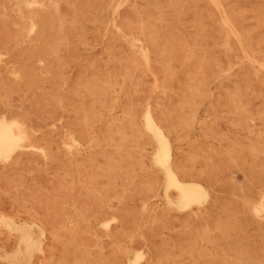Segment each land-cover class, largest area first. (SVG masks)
<instances>
[{"label": "rangeland", "instance_id": "1", "mask_svg": "<svg viewBox=\"0 0 264 264\" xmlns=\"http://www.w3.org/2000/svg\"><path fill=\"white\" fill-rule=\"evenodd\" d=\"M24 1L25 0H5V1L0 0V12H1L0 13V25H1L0 30H2V32L0 31V37L2 38L0 40L1 41L3 40L2 43H0V49H1L0 50V71H3V72H0V77H1L0 81L5 84L4 85L5 87L3 86V88L0 90V101H2L4 104V105H2L1 104L2 102H0V107L2 106V108H4V109L0 110L1 111L0 116L5 115L7 117H11V116H14L13 114L19 115L23 112L20 116L25 117L26 122H27V126L29 127V129L32 133L35 145H29V146L22 148L21 151H19V153H18L21 155V159L19 157L20 155L14 154L9 160L0 161V177L4 176L3 177L4 180H2V178H0V185H1L0 186V197L3 199V200L1 199L2 201L0 200V264H33V263H35V264H69L70 263V264H72L73 262H74L73 264H84V263L85 264H94V263L95 264H103L105 259H107L108 262H110V260L113 261L110 264L117 263L116 261H119L117 264H130L129 261L133 260L137 254L142 255V257L139 259L140 264H154L153 262L149 261V257H150L151 252L161 253L162 255H165V257L158 264H172V263L173 264H179V263L183 264L185 262L190 261V258L188 256L189 249H190L189 245H192V246L195 245L197 248L207 249V248L211 247V244H212L211 242H217V243H219L220 246H222L228 240H226L227 238L224 239V237L221 234L226 230L228 231V234L230 233L229 232L230 230L232 231L231 233L238 232L239 230H238V228H236L237 227L236 225H238L239 219H240L239 222H242L243 224L245 222V224L243 226L244 228L246 227L244 229V232L249 234L251 238L253 236V238H252L253 242L255 244H258L259 238L257 236H260V232H259L260 229L258 226L257 219H255L253 217L250 218V216H252V215L249 214V215H246L247 217L246 216L244 217L247 220L248 219L249 220L248 221H246V219L243 220V217L241 216L242 213L240 212L241 211L240 208H241V200H242L241 198H242L243 194H249V196H251L253 200L255 199L257 201L258 196L255 194H258V192H259L258 189L260 188L259 185L261 184L260 183L261 181L257 182L256 179L259 180V178L260 179L262 178L261 177L262 176L261 171L264 170V169L262 170L261 167H259V164L262 161L261 158L263 157V155L260 154V157L257 156L259 148L260 147L264 148V136L261 137V133H264V74L261 75L259 78H257V77L252 75L249 66H242L241 67V66L235 64L231 70L232 75L229 78L230 80L229 79L225 80L224 83H220L218 80H215V79L211 80L210 85H209L210 89L208 92V103H210V104L207 103V104L202 105L201 107L197 108L198 110L197 109L195 110L196 115H197V120L195 122H192L189 124L184 123L182 125L183 127H185V130H189V131H187L186 133H183L184 134L183 137H181L177 142H173V150H172L173 154H172V156L173 157L177 156L178 152H184L185 154H188V155L189 154L194 155L193 164H194L195 168L197 169V167H198V169H202L204 172L202 175V178L200 177V178H198V180L201 179L200 183L205 188L207 194L199 202L192 204L190 207L179 208L176 206V202L179 198V195H178L179 191L174 187L169 188L168 199L171 200V202H168V199H167L166 193H165V186H166V182H167L166 181L167 180L166 175L161 170H155V167H153V165H152L151 157H152L154 150L156 148V143H155L153 136L146 129L145 122L143 119V115L145 113V110L148 107H150L152 109L154 116L160 114L161 110H165L171 114H175V113L179 112L180 111L179 110L180 109L179 108V101L181 100L182 95L186 91L185 88L189 85V82H188L189 81V75L194 73L196 64H191V65H188L187 67H178L176 80H174L172 82L171 89H169V90H162V89L155 87V85H154L155 84V75L151 74L150 72L146 73L143 70L141 71V69H142L141 66L136 67L135 70L133 68L134 73L132 71V74L128 77H124L122 75H119L118 72L120 70H122L121 66L123 64L129 63L128 58L133 51H135L136 55L138 57H140L139 47L136 48V46H135V49H133L129 42H128L129 43L128 44L127 42H124V41L117 42L116 44H112V43L109 44V43H107L106 37L99 39V37L96 35L94 29H91V28H87L85 30L84 34H80V33L77 34V32L75 30H73V29L71 30L70 22H69L71 20V16H72L71 14L73 12L72 10H73L74 6L68 5L65 2V0H63V1H61V0H58V1L57 0H42V1L37 0V3H35L33 5L35 8L38 9L41 6H43V7L44 6L54 7L55 3H56L58 5L59 9L61 10L60 12H61V15L63 18L61 26L64 29L63 30L56 29V31L53 32L51 28H46L43 32H44L45 36L55 35V33H56V37H57V35L59 36V34H62V32H64L66 34L69 44L67 43V45L62 46L60 49V53L62 54L63 59L51 58L52 60H50L48 58H45V56L41 53L36 54L35 56H32V57H29L27 54V52L29 50L28 48L31 49L33 47H37L42 41L40 39L35 38V36H37V34H38V33L36 34L37 30L36 29L31 30V28H30V24H29L30 23V13L26 10L27 8L24 5ZM79 1L81 3L87 2L86 0H83V1L79 0ZM130 1L136 2V1H140V0H130ZM193 1H194V3H193ZM229 1L237 7L236 10H237V13H239V18L241 20V23L247 29L249 28V30L252 31L254 39L259 43H264L262 41V33L263 32H262L261 26L259 25L258 17L256 16V10L263 6L264 0H229ZM50 2H55V3L51 4ZM252 3L253 4L255 3L254 4L255 8L253 7ZM4 4H5V6H4ZM46 4H48V5H46ZM191 5H192V7H191ZM196 7H197V9H196ZM204 9L205 8L202 5V0H190V10L187 12V14L185 16L184 24H183L185 28L182 29L179 26H175L174 28H172L173 36H177L176 38L173 37L174 38L173 44L176 47H180V43H179L180 40L179 39L181 38V36H183L185 34L186 36L189 37V36L195 34L194 31L198 32L199 27H197L195 20L197 18H201L205 22V23H203L204 28H202V33H203V31H206L208 34L205 32L203 33V34H205L204 35L205 38H203L202 46H203V44H205V45L203 47L200 46V48L203 51H206L208 56L211 57L210 60H209V57L207 59L208 63H206V64H207L208 70L207 71L205 70L207 73H211L212 69H214L216 67H220V68L226 67L228 64L229 58H231L233 61H237L238 59L243 58V55H242L241 50L237 47L236 44L232 46V50L229 53H226L221 47L215 45L214 41H215V39L219 38L220 33L217 29V24L215 22H213V20L211 19L212 18L211 15L219 16V14L215 13V12L213 14H211V12L207 11L206 9L204 10ZM254 10H255V12H254ZM62 13H64L65 16H63L64 14H62ZM195 15H196V17H195ZM10 16H11V18H10ZM110 16H111V13H109V17ZM126 17L129 19H127ZM251 17H253V18H251ZM134 18H135V15L131 11H129L128 9H125V8L121 9V11L119 13L120 24H121V26L123 25L122 29L124 28L123 30L128 35V38H132V39H134L133 36L136 33H134L133 30L131 32L129 21L133 20ZM108 19H111V18H108ZM124 23H125V25H124ZM127 23L129 24V26L127 25ZM5 26H7V27H5ZM24 26H26V27H24ZM194 26H195V28H194ZM178 28H179V30H178ZM17 32L20 33V35H18ZM191 32H193V33H191ZM1 33H3V34H1ZM188 33H189V35H188ZM24 34H25V36H24ZM206 34L209 35L210 37L206 36ZM21 35H23V36H21ZM12 36H14V37H12ZM210 38H213V39H210ZM177 39L179 40L178 42H176ZM204 39L207 40L208 43L206 41H204ZM15 41L17 42L16 44H15ZM82 41H83V43H82ZM51 42H52V37H51ZM5 45H6V47H4ZM52 46L56 47V43L53 44V42H52ZM10 47H11V50L9 49ZM12 47H14V48H12ZM107 47H109L110 49L115 48L113 53H116L118 59L119 58L121 59V60L117 59L119 62H117V60L115 59V56H113L109 53V51L107 50ZM25 48H26V50H25ZM66 49H67V51H66ZM18 51H21V53ZM16 52H18L19 56L17 55ZM71 53H73V54H71ZM13 54L15 56H11ZM118 54H120V55H118ZM16 56H18V57H16ZM4 59H5V61H4ZM97 60H99V61H97ZM52 61L54 63H52ZM211 61H214L215 63L211 62ZM226 61H227V63H225ZM89 62H91V63H89ZM48 63H49V65H48ZM121 63H122V65H120ZM3 64H4V66H3ZM20 64L25 65V66L30 65V67H32L35 71L33 73L34 76L31 74H26L25 69H22L24 66H22V68H21ZM216 64H218V65H216ZM95 65H96V67H95ZM48 66H51V68L55 72L49 71L47 69ZM189 66H190V68H189ZM84 67H85V69H84ZM4 69H5V72H4ZM155 71H156L155 74H156L157 78L159 79V81L163 82V73L161 71H159L158 69L157 70L155 69ZM138 73L140 75H142V73H144V74L141 77ZM107 74H113V76L116 79V82L117 81L118 82L115 83L116 85H114L111 95L107 96L106 98H102L100 100H97V98H96L97 95L95 96L94 94H92L89 91L88 87L86 86V82L88 80L90 81V80L97 79V78H99V80H103L107 76ZM138 75H139V77H138ZM39 76H40V78H39ZM52 76H54V78ZM2 77H3V79H2ZM31 77H33V78H31ZM161 77H162V79H161ZM11 78L14 80L13 82H12ZM78 78H80V79H78ZM142 78L144 80H142ZM33 79H34V82H33ZM36 80H37V82H36ZM150 80H152V81H150ZM234 81L236 83H234ZM8 82H9V84L10 83H13V84L16 83V84L15 85H13V84L9 85ZM25 82L26 83L28 82L27 83L28 85L25 84ZM29 82H31V83H29ZM38 82L40 84H37ZM31 84L36 86V88ZM38 85L41 88H38L39 87ZM237 85H242L243 87L247 86V90L244 92V96L246 97V100H248L250 104L248 106H244L243 108L241 107V108L234 109L228 104V102H229V98H230V95H231L232 90H233L232 88L236 87ZM27 86H29L28 90H30V91L27 90ZM221 86H223V87H221ZM228 86H229V88H228ZM7 87H9V88H7ZM180 87H184V88L180 89ZM15 88L17 90L16 91L17 95L15 92ZM37 88H38V90H36ZM221 88H222V90H221ZM6 90L9 92H7ZM4 91H6V92H4ZM82 91H84V93ZM13 92L15 94H13ZM18 92H20V93L18 94ZM54 92H55V94H54ZM40 93H42V94H40ZM51 94H52V96H51ZM79 94H81V95L79 96ZM9 95H10V97H9ZM23 95H24V98H22ZM53 95H54V97H53ZM16 96H18V97H16ZM63 96H64V98H63ZM111 96L117 97L116 104L113 107H110L108 109L107 108L103 109V107L101 105L104 102H105L104 104H107L109 102V99L111 98ZM6 97H8V100ZM5 98L8 102L5 100ZM25 98L27 99V102H25L26 101ZM30 99H33V100H30ZM75 100H76V102H75ZM140 100H141V102H140ZM34 101H35V103H34ZM57 101H58V105H57ZM63 101L64 102H67V101L70 102L71 101V102L70 103L67 102L66 106H65V104L63 106V103H64ZM77 101H78V103H77ZM86 101H89V102H86ZM54 102L56 103V105H54L55 104ZM83 102H85L86 106L87 105L95 106V108L98 111L102 112V118L99 121L98 127L96 128L97 130L101 131V139L99 140V142L92 143L91 140L87 136L80 133L82 124H80L81 119L79 118V116L81 115V113L80 112L77 113L73 109L72 105L73 104L83 105L84 104ZM156 102H158V103H156ZM159 102L162 105H160ZM41 103L43 105H45V108L42 105H40ZM9 104H11L12 107H11V105L8 106ZM24 104H26V105H24ZM163 104H165L166 106ZM258 104L261 107L260 106L258 107ZM22 105L24 107H22ZM53 105L56 106L57 109H55V107H52ZM14 106H15V108H14ZM21 107H22V109H20L21 110L20 111L19 108H21ZM25 107H27V108H25ZM32 108H34V110ZM43 108L45 110L47 109V111L42 110ZM130 108H131V110H129ZM5 109H6V111H4ZM9 109H10V111H9ZM11 109H12V111H11ZM50 109L52 111H49V113H48V110H50ZM23 110L26 113H24ZM53 110H55V111H53ZM72 110H73V112H72ZM170 110H172V112ZM216 110H217V112H216ZM239 110H240L239 113H241V114L238 113ZM243 110H244V112H243ZM28 111H30V112H28ZM40 111H41V113H40ZM42 112H43V114H42ZM51 112H54V113H51ZM129 112L135 113V115L139 112L138 115H136L137 119H136L135 125H131L129 123L126 124V115ZM183 112H184L185 116H188L190 113L189 109H187V108H183ZM249 112L251 113V115L249 114ZM44 113L47 114L46 117H45ZM244 113L247 117L245 116L246 117L245 120L242 121L240 119V115H243ZM30 114H32V115H30ZM49 114H50V116H49ZM210 114H212L214 116L211 117ZM227 114H228V117L226 116ZM38 115H40L42 118ZM73 115H74V117L76 115V118H77L76 120H78V122H76V124L74 121L75 118H73V119L71 118V117H73ZM36 116L39 118H37ZM58 117H59L60 121L58 120ZM65 117H66V120H65ZM224 117H226V119ZM43 118H44V120H43ZM53 118H57V119H53ZM68 118L72 119L74 121L73 124H71L72 121L69 120ZM156 118H158V117L156 116ZM30 119L32 120L33 124H32ZM45 120H46V122H45ZM137 120H139V121H137ZM49 121H51V122H49ZM65 121L66 122L70 121L71 123L70 122H68V123H70V125H72L71 127H73V128H70V126H68L69 124L66 123ZM204 121H205V124H204ZM235 121L238 123H236ZM35 122H37L38 124ZM39 122H40V124H39ZM77 123H79L80 125ZM46 124H47V126H46ZM56 124H58V125H56ZM214 124L219 125L220 127L219 126L218 127L220 129L217 127V125H214ZM34 125H36V126H34ZM59 125H60V127H59ZM188 125H190V127ZM39 126H41V127H39ZM42 126H44V127H42ZM59 128H60V130H59ZM113 128L114 129L123 128V130L125 132H127L128 134L131 133L133 130L138 129L142 133V136L137 141H133V140L123 141L116 134L114 140L109 141L108 139H106L103 136L107 133V131L109 129H113ZM213 128H215V129H213ZM252 128H254V129H252ZM216 130H218V131H216ZM215 131H216V134H215ZM51 132H53V133H51ZM217 132H220V134ZM49 133L52 135H49ZM203 133H205V134H203ZM211 133H212V135H210ZM63 134H64V136H63ZM79 135L80 136L83 135L82 137L85 136L86 142H87V139L89 140L88 143H85L84 142L85 140L81 139L82 137H78ZM225 135L227 137H225ZM220 136H223V137H220ZM42 137H44L46 139L44 140V138H42ZM71 137L74 140H71L70 139ZM59 138L61 141L58 140ZM145 138H146V140H144ZM220 138H221V141L225 140V138H227V141L225 140L222 143H220L221 142V141H219ZM48 139H52L51 141L54 140L55 143L52 142L50 144L51 141ZM202 142L204 145L202 144ZM96 144L98 146H96ZM196 144H199L200 146L199 145L197 146ZM152 145H154V146L152 147ZM138 146H140L142 148L141 150L144 153L143 156L141 157V160H142L143 166H144V170H137V169L135 170L133 168V166L131 165V163L137 159L127 157V156L119 153V150L118 151L116 150V148L126 149V150L129 149L128 151L134 152V149H136ZM203 146L204 147L206 146L207 148L206 147L202 148ZM215 148H216V150H215ZM221 148H223L224 150ZM43 149L45 150L44 153L41 152V150H43ZM57 149H59V150H57ZM61 149L65 152L63 153V151ZM202 149L203 150L206 149L208 152L206 150H205L206 151L205 152ZM30 151H32V152H30ZM229 151H230V153H229ZM236 151H239L241 154L239 152H236ZM249 151H250V153H249ZM217 152H220V153H217ZM61 153L64 156H62ZM238 153H239V158L237 156ZM208 154H209V157H208ZM253 154L255 155V158H253L254 157ZM23 155H26V156L24 157ZM39 155H41L40 157L42 159H40ZM60 155H61V159H60ZM213 155H215V158H213ZM219 155H222V157H224V159L222 158L223 160H219V162L221 161V163H222V161H223V163L221 164V163L217 162V164H215L216 161H218V158L219 157L221 158V156H219ZM224 155L225 156L227 155L228 157H230V159L228 157H225ZM231 155H232V157H231ZM235 155L237 156V159H236V157H234ZM17 156H18V159L15 161V158ZM37 156H38V158H37ZM56 157L57 158L59 157V158L57 159ZM240 157H241V159H240ZM13 158H14V160H13ZM34 158H35V160H34ZM117 158H119L120 160ZM216 158H217V160H216ZM233 158H235V159H233ZM242 158H243V160H242ZM79 159H83L84 164L85 163L86 164L84 165L82 163L83 161H81ZM41 160H42V162H41ZM61 160L63 161V163L59 162ZM99 160L102 164L99 163ZM108 160L116 162L118 167L115 169H110L108 167V163H109ZM224 160H225V162H224ZM235 160H237V161H235ZM240 160H241V163L243 165L239 164L238 161H240ZM56 161L61 163L62 166L59 165V163H56ZM209 161H210V163H209ZM226 161L228 162V164L226 163ZM244 161H245V164H244ZM251 161L253 163H251ZM255 161H257V162H255ZM13 162H15V163H13ZM21 162H23V165ZM20 163H21V165H20ZM24 163L26 164V166ZM230 163H235V164H230ZM33 164H34V166H32ZM63 164H65V165H63ZM126 164L128 166H126ZM206 164H208V165H206ZM219 164L221 165V167L218 166ZM226 164H227V166L225 167ZM122 165L124 167H122ZM59 166L60 167L67 166V167L59 168ZM214 166H215V168H214ZM240 166L241 167L243 166L242 168H243V170L245 169L246 172L243 171L240 168ZM12 167H14V168H12ZM31 167H34V169H32ZM227 167H228V169H229V167H231L229 169L230 171L227 169ZM252 167L255 169V172L253 171L254 169ZM18 168L20 171L17 170ZM26 168H28V169H26ZM52 168H54V169H52ZM216 168H217V170H215ZM218 168L219 169H221V168L225 169V171L222 169L219 170ZM236 168H237V171H236ZM249 168L252 169V171ZM12 169H15V170L13 171ZM24 169L26 172H24ZM51 169H52V171H51ZM57 169L58 170L60 169V170L56 171ZM61 169H62V171H61ZM63 169L64 170L66 169L67 172L64 171ZM106 169L109 171H107ZM213 169L217 173L219 171H221V172L223 171L224 173H221V174H223V175L220 174L221 176L218 174L216 175V172H213ZM239 169H241L240 170L241 172L239 171ZM248 169H249V172L250 171L252 172L250 176H248L249 175ZM27 170H28V172H27ZM96 170H97V173H96ZM153 170L155 171L156 175H159V176H157L158 185L161 183L159 186H157L158 189H156V190H152L148 187L149 182H147V179H146V177H147L146 175L148 174V172H151ZM205 170H206V172H205ZM116 171H118V172H116ZM258 171L261 173H259ZM20 172L23 173L24 175H22ZM123 172H124V174H123ZM230 172H232V173H230ZM244 172L246 173L247 176L245 175ZM257 172H258V174H256ZM14 173L16 174L15 176L13 175ZM37 173H38L39 178L38 177H36V178L38 180H40V182H39L40 185L35 180V177H34L35 175H37ZM53 173H55L56 175ZM233 173H234V177H233ZM41 174H42V176H41ZM89 174H91V175H89ZM204 174L206 176L210 175V178L209 177L207 178ZM211 174H214L212 176H215L216 178L211 177ZM227 174H229L230 177ZM252 174H254V175L260 174V176L257 177V176L253 175L254 176L253 177ZM17 175H19V176H17ZM81 175L84 177H85V175L87 176V177H85V180H84V178L82 179ZM105 176L106 177L110 176V178H111V179L108 178L107 186H106L107 178ZM117 176H119V177H117ZM217 176L219 177L218 178L219 180L217 179ZM225 176L229 177V179L230 178H232V179L229 180ZM14 177L15 178L19 177V181H17V183H16V180H18V178H16V180H14ZM56 177H60L59 180H62V179L63 180L59 181ZM116 177H117V179L113 180V178H116ZM248 177H250V178L253 177V178L250 179ZM7 178H9V179H7ZM21 178H23L22 182L20 181V180H22ZM46 178L48 181L46 180ZM65 178H67V180L69 179L70 184L68 183V181ZM220 178L221 179L225 178V179L221 180ZM98 179H100V180L97 181V184H96V180H98ZM203 179H206V181L204 182ZM211 179H213V180H211ZM87 180L88 181L92 180L94 183L88 182ZM110 180H112L113 183ZM214 180H216L217 182L216 181L214 182ZM232 180H234L233 183L235 185L237 183L236 186L233 185V187H232V185H231ZM9 181H11V182H9ZM24 181H25V183H23ZM55 181H56V183H55ZM58 181H59V183H58ZM103 181H104L106 187L104 186ZM123 181H124V183L122 184L121 182H123ZM208 181L209 182L213 181V183L214 184L217 183V185L216 184L214 185L212 182L209 183ZM222 181H224V182L222 183ZM229 181L231 184L229 183ZM250 181H253V183ZM19 182H21L23 184H21V183L19 184ZM28 182H30V183H28ZM46 182H48V183H46ZM85 182H86V184L84 185ZM109 182H111L112 185ZM10 183H11V185L8 186L7 184H10ZM45 183H46V186H45ZM54 183L57 184L59 187L57 185H55ZM87 183H88L89 190L86 187ZM89 183L94 184V185H91ZM254 183H256V184H254ZM16 184H17V186H16ZM64 184H66L65 187H63ZM67 184L69 185V187L70 186L72 187L71 190L68 189L69 187ZM228 184H229V186H228ZM18 185H19V187H18ZM38 185L40 186V188ZM243 185H249L248 187H252L253 189L252 188L247 189L248 187L245 186L246 187L245 188ZM6 186L9 187V188L7 187L8 188L7 191L9 189H12L15 194L14 193L12 194V192H10V190H9V192H6V188H5ZM12 186L13 187L15 186V187L12 188ZM43 186H45V187H43ZM89 186H91V187L93 186L94 189L93 188L91 189V187H89ZM223 186H225V187H223ZM258 186H259V188H258ZM1 187H4V189ZM31 187H32V189H30ZM97 187L99 188V190L101 189V192L100 191L98 192ZM237 187L240 188V191ZM64 188L66 191L62 190ZM233 188L236 191L233 190ZM33 189H36L38 191V193L36 192V190L33 191ZM38 189H41V190H38ZM90 189H91V191H90ZM224 189L225 190L228 189V190L225 191ZM22 190H25V192H27V193H25L24 191H23L24 192L23 193ZM68 190H70L72 193L70 191L68 192ZM79 190H80L81 194L78 195ZM121 190H122V192H121ZM84 191H86V192H84ZM105 191H107L106 193H111V194H106ZM115 191H117V192L114 193ZM251 191L252 192L255 191V192H253L254 194H252ZM45 192H47V193H45ZM50 192L52 194H54V195H52L53 197L50 196V194H51ZM64 192L65 193L67 192V195L62 194L64 196L60 195L61 196L60 197L59 194L64 193ZM73 192H75L77 194H75ZM230 192L234 193V194L236 193V195H234V194L230 195ZM243 192H245V193H243ZM19 193H20V195H19ZM28 193H29V195H27ZM34 193H35V195H34ZM89 193H91L92 195ZM241 193H243V194H241ZM36 194H39V195L36 196ZM69 194H70V196L68 197ZM112 194H114L113 196H115L116 194H118V195L113 197ZM131 194H132V196H131ZM133 194H134V196H133ZM23 195H25V196H23ZM32 195H33L34 199H32ZM41 195H44V196H41ZM103 195H107V196H103ZM127 195H129L128 198H127ZM143 195L145 197L148 195L147 196L148 200H145V199H147V197L145 198ZM48 196H49V198L51 197L54 200L52 203H51L52 200H50V203H48L49 202ZM82 196H84V197H82ZM90 196H92L93 198ZM108 196H109V198H108ZM253 196H255V197H253ZM19 197H21V198H19ZM37 197L38 198L40 197L39 200L44 199V201H42L44 203L37 200L38 199ZM63 197H64V200H63ZM72 197L75 199H72V200L68 199V198H72ZM143 197H144V199H143ZM149 197L151 198L150 200H149ZM217 197H218V199H217ZM232 197H234V198H232ZM239 197H241V198H239ZM6 198L8 200H6ZM18 198L20 199V201ZM46 198H48V200ZM65 198L68 199L69 202H67V200ZM77 198H79V199H77ZM81 198H82V200H81ZM91 198L93 199L92 201H91ZM222 198H223V200H221ZM227 198H229V200H231V201L229 202V200ZM57 199H59V200H57ZM216 199H217V203L215 201ZM233 199H236V200H233ZM9 200H12V201H9ZM15 200H17V201H15ZM55 200H56V202H55ZM65 200H66V202H65ZM78 200H79V202L80 201L81 202L79 203ZM87 200H89V201H87ZM131 200H132V202H131ZM29 201H30V203H29ZM58 201L60 203L65 202L66 204L65 203H64L65 205H63L62 203L60 204V203H58ZM75 201H77V203ZM90 201H91V203H90ZM220 201H223V202L225 201V203L227 202V204L224 205V207L225 206L227 207V205H230V204L234 205V207L232 208V205H231V206L227 207L228 210L226 208L224 209L223 206L221 207V204L223 205L225 203H223V202L221 203ZM5 202H6V205H5ZM32 202H34V203H32ZM39 202H40V204H39ZM46 202L48 205L46 204ZM156 202H157V204H155ZM232 202H235V203L233 204ZM238 202H239L240 206H239ZM17 203H19V204L22 203L23 209H22L21 205H19ZM55 203L56 204L58 203L59 205L57 204L58 207L55 205L56 207L53 208V206H54L53 204H55ZM67 203H68V205H67ZM84 203H86L88 205L86 206ZM42 204L44 205L43 207H42ZM49 205H50V207H48ZM51 205H52V207H51ZM69 205L72 207H70ZM84 205H85V207H84ZM95 205H97V206H95ZM19 206L21 209L19 208ZM24 206L26 207V211H25ZM12 207H13V209H12ZM40 207H42V208L39 209ZM60 207H61V209L65 210V211H63V210L60 211L61 210V209L59 210ZM89 207H91V208H89ZM101 207H102V209H99ZM216 207H218V209L221 207L220 208L221 210L216 209ZM55 208H58L59 211L57 210L58 211L57 212ZM67 208H68V210H67ZM69 208H70V211H69ZM86 208H88L89 210H86ZM94 208H96L97 210H95ZM122 208H125L126 210H124V209L122 210ZM135 208L137 211L134 212ZM229 208H230V210H229ZM234 208H235V210L238 211L237 215H235L237 213V211H234L233 210ZM92 209H93V211H92ZM103 209H105V211L102 212ZM36 210H38V211H36ZM49 210L50 211L53 210V211L49 212ZM76 210L78 213H80V211H81L80 215L83 217L80 218L79 217L80 215L76 214L77 213ZM138 210H139V212H138ZM10 211H12V213ZM43 211H45V215L43 214ZM67 211L72 216L67 214V213L62 214V212H67ZM89 211H91L92 214ZM221 211L223 213H219ZM96 212H97V214H96ZM114 212L116 213V215ZM119 212H121L122 214L121 213L117 214ZM212 212H214V214H212ZM48 213H51V214H48ZM84 213H86V216ZM108 213H109V215H108ZM228 213H229V215H228ZM232 213L235 216H233ZM59 214H61V215L58 217ZM101 214L103 217L101 216ZM105 214H107L108 217ZM190 214H192V216H190ZM239 214H241V215H239ZM46 215L48 218L46 217ZM62 215H64V218H66L65 221H64V218L61 217ZM77 215H78V217H77ZM87 215L89 217H87ZM118 215L122 216L124 219ZM123 215H125V216H123ZM165 215H167V216H165ZM212 215H213V217H212ZM51 216H52V218H51ZM53 216H56V218L58 217L59 219L58 218L57 219L59 221ZM129 216H131V217H129ZM162 216H165V217H162ZM171 216H173V217L171 218ZM176 216L178 217L177 219H176ZM45 217H46V219H45ZM118 217H120V218H118ZM204 217H206L207 219ZM223 217H225V219ZM241 217H242V219H241ZM53 218H55L56 220H54ZM61 218H63V219L60 221ZM103 218H104V220H103ZM135 218H136V220H135ZM227 218H229V220H231V221H228ZM235 218H238L237 221ZM50 219H52L53 222ZM77 219H78V221H77ZM105 219H107V220H105ZM148 219H149V221H148ZM185 219H186V221H185ZM205 219H206V221H205ZM79 220H81V221H79ZM98 220H100V221L102 220V221L100 222ZM54 221H56L58 224ZM126 221L127 222L129 221V223H126ZM130 221H132V222H130ZM48 222L51 224V226L53 223L55 225H53L51 227L50 225H47V224H49ZM62 222L64 225L59 224ZM163 222H164V224H163ZM224 222H226V223H224ZM229 222L230 223L233 222L232 224H234L232 226V229L230 227L231 224ZM7 223H11L13 225V228H10L7 225ZM165 223H166V225H165ZM171 223L173 226L171 225ZM227 223L230 225H227ZM250 223H251V225L252 224L253 225L251 226ZM65 224H66V226H65ZM113 224H115V225H113ZM122 224L127 226L128 229H130V227H131V229L126 230L127 228H125V226H123ZM221 224H226V226H228V227H225L226 229L223 230L219 226ZM94 225H95L96 229L94 228ZM112 225H113V227H112ZM117 225L118 226L120 225L121 227L120 226L118 227ZM180 225L182 227H180ZM256 225H257V227H256ZM25 226L30 227L34 231L35 237L37 238L36 247L28 255H26L25 259H23V260L17 261V260H12L10 258H7L6 254H14L17 252L18 249H20L23 253L26 252L27 246L23 241H21V234L16 229V228L25 227ZM73 226H75V227H73ZM87 226H88V228H87ZM147 226L150 228H148ZM155 226H157V228H155ZM185 226H187V227H185ZM189 226L191 227V229ZM46 227H47V230H46ZM61 227H63V229ZM114 227L116 228V230L113 229ZM195 227L197 229H195ZM202 227H203V229H202ZM247 227H249V228H247ZM50 228H52V229H50ZM71 228H72V230H71ZM161 228H163L164 230H162ZM251 228L252 229L256 228L257 232L255 230L252 232ZM201 229H202V231H201ZM86 230H88L89 232L91 231V232L87 233L88 231H86ZM132 230H133V232H131ZM181 230L185 231V232L188 231V233H190V234H188V233L186 234L185 232L182 233ZM246 230H248V232ZM51 232H52V234H51ZM70 232H72V233H70ZM84 232H86L85 235L83 234ZM94 232L96 233V235L94 234ZM141 233H143V234H141ZM195 233L196 234L198 233L199 235L198 234L196 235ZM238 233H240V232H238ZM252 233H255V234L252 235ZM43 234H44V237H43ZM80 234L81 235L83 234L84 236L82 235L83 237H81ZM241 234H243V232ZM241 234H239V235H241ZM72 235H75V237L74 236L72 237ZM161 235H162V237H161ZM208 235L210 236V238L207 239ZM76 236L78 237V239H76ZM87 236L90 237V238H88V241L86 239ZM194 237H196L197 239ZM67 238H69V239H67ZM116 238L118 239V241ZM126 238H128V239H126ZM175 238H178V239L175 240ZM94 239L96 241L98 239L99 241L96 242V241H94ZM76 240L77 241L79 240L80 244H82V245H79V243L77 244ZM105 240H107L108 242L107 241L105 242ZM121 240H123L124 242H122ZM74 241H75V244H74ZM86 241H87V243L89 242L88 245L90 247L85 243ZM109 241H112V243H113L112 247L110 246L111 244ZM127 241H129V242L127 243ZM175 242H176V244H174ZM199 242L201 244L200 247H199V245H200ZM53 243H54V245H53ZM94 243H96V244L94 245ZM101 243H102V245H101ZM178 243H180L179 244L180 246L178 245ZM175 245L178 247H176ZM56 246H57V248H55ZM60 247L62 249H58ZM76 247L79 249L78 250L75 249ZM114 247H116V248H114ZM118 248H119V250H118ZM186 248L188 249V251L185 250ZM80 249H81V251H80ZM177 249H178V251H177ZM73 250H74V254L72 253ZM112 250L114 251V253ZM157 250H159V251H157ZM55 251H56V253H55ZM109 251H112V252H109ZM182 251H184V253ZM70 252H71V254H70ZM80 252L83 254H81ZM96 252L98 254H96ZM125 252H126V254L128 253V255H130V256L129 257L124 256L123 259L121 257H118L119 260L114 258L115 256H121L123 254L125 255ZM104 253H106V254H104ZM109 253H110V255H109ZM74 255L76 258L74 257ZM98 256H101V257L98 258ZM64 257H65V259H64ZM83 257H85L86 259L88 258V260L84 259ZM102 257L104 259L103 261H102ZM179 257H180V259H179ZM56 259H57V261H56ZM66 259H67V261H65ZM92 259H94L96 261H94ZM68 260H69V262H68ZM71 260H74V261L70 262ZM89 260H90V262H89ZM174 260H175V262H174ZM75 261H77V263H75ZM83 261H85V262H83Z\"/></svg>", "mask_w": 264, "mask_h": 264}, {"label": "bare ground", "instance_id": "2", "mask_svg": "<svg viewBox=\"0 0 264 264\" xmlns=\"http://www.w3.org/2000/svg\"><path fill=\"white\" fill-rule=\"evenodd\" d=\"M3 1V0H2ZM5 1V0H4ZM40 1V0H39ZM42 1V0H41ZM58 1V0H57ZM61 1H63V0H61ZM83 1V0H82ZM87 2H84V3H81L79 0H65V2L68 4V5H72V6H74V8H73V12H72V16H71V20L69 21L70 22V27H71V30L73 29V30H75L76 32H77V34H84V32H85V30L87 29V28H91V29H94V31H95V33H96V35L99 37V39H101V38H105L106 37V40H107V43H112V44H116L117 42H120V41H124V42H129L130 43V45H131V47L133 48V49H135V46H136V48L137 47H139V50H140V57H138L137 55H136V52L135 51H133L131 54H130V56H129V63H126V64H123L122 65V63L120 64V65H122L121 66V68H122V70H120L119 72H118V74L119 75H122V76H124V77H128V76H130L131 74H132V71H133V68H134V70H135V68L136 67H139V66H141V71L143 70L144 72H146V73H148V72H150L151 74H154L155 75V87H157V88H159V89H162V90H169V89H171V86H172V82L174 81V80H176V75H177V70H178V67H187L188 65H191V64H196V67H195V71H194V73L193 74H191V75H189V85L185 88L186 89V91H185V93L182 95V98H181V100L179 101V112H177V113H175V114H171V113H169V112H167V111H165V110H161V112H160V114H158V115H155L154 116V114H153V112H152V109L150 108V107H148L146 110H145V113H144V115H143V119H144V122H145V126H146V129L148 130V132L153 136V138H154V140H155V143H156V148H155V150H154V153H153V155H152V157H151V160H152V165H153V167H155V170H161V171H163L164 173H165V175H166V178H167V182H166V186H165V193H166V197H167V199H168V190H169V188H171V187H174V188H176L178 191H179V198H178V200H177V202H176V206L177 207H179V208H186V207H190L192 204H194V203H196V202H199L203 197H205V195L207 194L206 193V190H205V188L203 187V185L200 183V181H201V179L200 180H198V178H202V175H203V170L202 169H198V167H197V169L195 168V166H194V164H193V159H194V155H191V154H185L184 152H178V155L177 156H172V154H173V152H172V150H173V142H177L181 137H183V133H186L187 131H189V130H185V127H183L182 125L184 124V123H187V124H189V123H192V122H195L196 120H197V115H196V109L197 108H199V107H201L202 105H205V104H207L208 103V92H209V89H210V87H209V85H210V82H211V80H218L220 83H224L225 82V80H228L229 78H230V76L232 75V72H231V70H232V67L236 64V65H239V66H249L250 67V71H251V73H252V75L253 76H255V77H257V78H259L261 75H263L264 74V43H259V42H257L255 39H254V36H253V33H252V31L251 30H249V28L247 29L242 23H241V20H240V18H239V13H237V7L233 4V3H231L229 0H202V5H203V7L207 10V11H209V12H211V14H213L214 12L215 13H218L219 14V16H213V15H211V19L213 20V22H215L216 24H217V29H218V31H219V38L218 39H215V45H217V46H219V47H221L226 53H229V52H231V50H232V46L233 45H237V47L241 50V52H242V55H243V58H240V59H238L237 61H233L231 58H229V60H228V64H227V66L226 67H224V68H220V67H216V68H214V69H212V71H211V73H207L206 71L208 70L207 69V64L206 63H208L207 62V59H208V57H209V60L211 59V57L210 56H208V54H207V52L206 51H203L201 48H200V46H202V43H203V38H205L204 37V35L205 34H203L204 32L205 33H207L206 31H203V33H202V28H204V26H203V23H205L201 18H197L196 20H195V22H196V25H197V27H199V31L197 32V31H194V33L195 34H193V35H191V36H186L184 33V35L183 36H181V38L178 40L177 39V41L176 42H178L179 41V43H180V47H176L174 44H173V41H174V38L173 37H177V36H173V32H172V28H174L175 26H179L180 28H182V29H184L185 27H184V20H185V16H186V14H187V12L190 10V0H140V1H133V2H131L130 0H86ZM48 2V1H47ZM250 2V1H249ZM258 2V1H257ZM35 3H37V0H25L24 1V5L26 6V10L30 13V28H31V30H37L36 31V34H37V36H35V38H37V39H40L42 42L37 46V47H33V48H28L29 50H28V52H27V54H28V56L29 57H32V56H35L36 54H39V53H41V54H43L44 56H45V58H48V59H50V60H52L51 58H53V59H63L62 57V54L60 53V49H61V47L62 46H65V45H67V43H68V39H67V36H66V34L64 33V32H62V34H59V36L57 35V37H56V33H55V35H51V36H45L44 35V30L46 29V28H51L52 29V31L54 32V31H56V29H59V30H63L64 28L61 26V24H62V21H63V18H62V15H61V10L59 9V7H58V5L55 3V2H50L51 4H54L55 3V6L54 7H46V6H41L40 8H35L33 5L35 4ZM46 3V2H45ZM193 3H194V1H193ZM262 3V2H261ZM49 4V3H48ZM48 4H46V5H48ZM79 4V5H78ZM249 4V3H248ZM253 4V3H252ZM255 4V3H254ZM254 4H253V7L255 8V6H254ZM259 4V3H258ZM3 5V4H2ZM1 5V6H2ZM4 6H5V4H4ZM60 6V5H59ZM71 6V7H72ZM7 7V6H6ZM61 7V6H60ZM63 7V6H62ZM68 7V6H67ZM191 7H192V5H191ZM258 7V6H257ZM122 8H125V9H128L129 11H131L134 15H135V18L133 19V20H131V21H129V24H130V29H131V32H132V30L134 31V33H136L134 36H133V38L134 39H132V38H128V35L124 32V28L122 29V27H123V25L121 26V24H120V21H119V13H120V11H121V9ZM194 8V7H193ZM62 9V8H61ZM65 9V8H64ZM196 9H197V7H196ZM204 9V10H205ZM243 10V9H242ZM112 11V12H111ZM244 11V10H243ZM249 11V10H248ZM65 12V11H64ZM128 12V11H127ZM254 12H255V10H254ZM253 12V13H254ZM1 13V12H0ZM3 13V12H2ZM67 13V12H66ZM109 13H111V16L109 17ZM62 14H64V13H62ZM8 15V14H7ZM63 16H65V14L63 15ZM131 16V15H130ZM198 16V15H197ZM256 16L258 17V21H259V25L261 26V29H262V41L264 42V1H263V6L261 7V8H259V9H257L256 10ZM9 17V16H8ZM27 17V16H26ZM69 17V16H68ZM129 17V16H128ZM195 17H196V15H195ZM10 18H11V16H10ZM108 18H111V19H108ZM127 18V17H126ZM130 18V17H129ZM129 18H127V19H129ZM251 18H253V17H251ZM6 19V18H5ZM68 19V18H67ZM126 19V20H127ZM11 20V19H10ZM124 21V20H123ZM5 22V21H4ZM28 22V21H27ZM129 24L127 23V25L129 26ZM195 24V23H194ZM18 25V24H17ZM124 25H125V23H124ZM0 27H1V25H0ZM5 27H7V26H5ZM24 27H26V26H24ZM28 28V27H27ZM129 28V27H128ZM194 28H195V26H194ZM8 29V28H7ZM6 29V30H7ZM13 29V28H12ZM181 29V30H182ZM20 30V29H19ZM24 30V29H23ZM178 30H179V28H178ZM198 30V29H197ZM1 32H2V30H0ZM4 33V32H3ZM3 33H1V34H3ZM14 33V32H13ZM46 33V32H45ZM71 33V32H70ZM128 33V32H127ZM191 33H193V32H191ZM190 33V34H191ZM16 34V33H15ZM17 34L18 35H20V33H18L17 32ZM51 34V33H50ZM208 34V33H207ZM206 34V36H208V37H210L209 35H207ZM10 35V34H9ZM70 35V34H69ZM87 35V34H86ZM181 35V34H180ZM188 35H189V33H188ZM2 36V35H1ZM11 36V35H10ZM21 36H23V35H21ZM24 36H25V34H24ZM85 36V35H84ZM12 37H14V36H12ZM51 37H52V42H53V44H55L56 43V47H53L52 46V42H51ZM4 38V37H3ZM90 38V37H89ZM0 39H2L1 37H0ZM72 39V38H71ZM85 39V38H84ZM87 39V38H86ZM91 39V38H90ZM210 39H213V38H210ZM82 40V39H81ZM3 41V40H2ZM2 41L0 40V43H2ZM14 41V40H13ZM12 41V42H13ZM20 41V40H19ZM78 41V40H77ZM204 41H206L207 42V40H205L204 39ZM5 42V41H4ZM89 42V41H88ZM14 43V42H13ZM17 42L15 41V44H16ZM82 43H83V41H82ZM93 43V42H92ZM128 43V44H129ZM208 43V42H207ZM8 44V43H7ZM6 44V45H7ZM69 44V43H68ZM73 44V43H72ZM6 45L4 46V47H6ZM205 44H203V46H204ZM14 46V45H13ZM85 46V45H84ZM112 46V45H111ZM202 46V47H203ZM208 47V46H207ZM216 47V46H215ZM8 48V47H7ZM12 48H14V47H12ZM6 49V48H5ZM4 49V50H5ZM10 50H11V47L9 48ZM22 49V48H21ZM1 50V49H0ZM8 50V49H7ZM25 50H26V48H25ZM70 50V49H69ZM107 50L109 51V53L111 54V55H113V56H115V59L117 60L118 59V57H117V55H116V53H113V51L115 50V48H112V49H110L109 47H107ZM9 51V50H8ZM13 51V50H12ZM23 51V50H22ZM64 51V50H63ZM66 51H67V49H66ZM18 52H20L21 53V51H18ZM18 52H16L17 53V55L19 56V54H18ZM15 53V54H16ZM75 53V52H74ZM71 54H73V53H71ZM100 54V53H99ZM219 54V53H218ZM224 54V53H223ZM42 55V56H43ZM118 55H120V54H118ZM214 55V54H213ZM11 56H15L14 54L13 55H11ZM18 56H16V57H18ZM23 56V55H22ZM98 56V55H97ZM13 58V57H12ZM73 58V57H72ZM76 58V57H75ZM21 59V58H20ZM34 59V58H33ZM74 59V58H73ZM77 59V58H76ZM120 59V58H119ZM118 59V60H119ZM217 59V58H216ZM8 60V59H7ZM31 60V59H30ZM117 60V62H119ZM121 60V59H120ZM127 60V59H126ZM4 61H5V59H4ZM94 61V60H93ZM97 61H99V60H97ZM121 62V61H120ZM127 62V61H126ZM211 62H214V61H211ZM218 62V61H217ZM221 62V61H220ZM52 63H54L53 61H52ZM89 63H91V62H89ZM215 63V62H214ZM225 63H227V61L225 62ZM32 64V63H31ZM99 64V63H98ZM213 64V63H212ZM21 65V64H20ZM48 65H49V63H48ZM64 65V64H63ZM216 65H218V64H216ZM3 66H4V64H3ZM22 66H24L23 68H22ZM52 66V65H51ZM51 66H48L47 67V69L49 70V71H51V72H55L52 68H51ZM57 66V65H56ZM60 67V66H59ZM83 67V66H82ZM95 67H96V65H95ZM21 68L22 69H25V73L26 74H31V75H33V73L35 72L34 71V69L32 68V67H30V65L29 66H25V65H21ZM189 68H190V66H189ZM84 69H85V67H84ZM155 69L157 70H159V71H161L162 73H163V82H160L159 81V79L157 78V76H156V74H155ZM99 70V69H98ZM206 70V71H205ZM24 71V70H23ZM0 72H3V71H0ZM4 72H5V69H4ZM193 72V71H192ZM7 73V72H6ZM133 73H134V71H133ZM160 73V72H159ZM239 73V72H238ZM39 74V73H38ZM37 74V75H38ZM53 74V73H52ZM55 74V73H54ZM139 74V73H138ZM143 74L144 73H142V75H140L141 77L143 76ZM57 75V74H56ZM139 75H138V77H139ZM26 76V75H25ZM29 76V75H28ZM34 76V75H33ZM30 77V76H29ZM53 78H54V76H52ZM137 77V78H138ZM1 78V77H0ZM5 78V77H4ZM27 78V77H26ZM31 78H33V77H31ZM30 78V79H31ZM39 78H40V76H39ZM2 79H3V77H2ZM29 79V78H28ZM78 79H80V78H78ZM161 79H162V77H161ZM188 79V78H187ZM5 80V79H4ZM11 80H12V82L14 81L12 78H11ZM53 80V79H52ZM142 80H144L143 78H142ZM230 80V79H229ZM3 81V80H2ZM150 81H152V80H150ZM244 81V80H243ZM5 82V81H4ZM7 82V81H6ZM33 82H34V79H33ZM32 82V83H33ZM36 82H37V80H36ZM84 82V81H83ZM86 82V81H85ZM118 82V81H117ZM116 82V79H115V77L113 76V74H107V76L103 79V80H99V78H97V79H93V80H88L87 82H86V86L88 87V89H89V91L92 93V94H94L95 96H96V98H97V100H100V99H102V98H106L107 96H109V95H111V93H112V89H113V87H114V85H116L115 83H117ZM123 82V81H122ZM147 82V81H146ZM187 82V81H186ZM15 83V82H14ZM28 83V82H27ZM26 82H25V84H27ZM29 83H31V82H29ZM46 83V82H45ZM152 83V82H151ZM234 83H236L235 81H234ZM8 84H9V82H8ZM10 84H13V83H10ZM9 84V85H10ZM16 84V83H15ZM15 84H13V85H15ZM19 84V83H18ZM37 84H40L39 82L37 83ZM54 84V83H53ZM122 84V83H121ZM147 84V83H146ZM5 84L3 83V82H1L0 81V90L3 88V86H4ZM28 85V84H27ZM31 85H33V84H31ZM150 85V84H149ZM8 86V85H7ZM25 86V85H24ZM34 86V85H33ZM39 86V85H38ZM175 86V85H174ZM5 87V86H4ZM28 87L29 86H27V90H28ZM35 88H36V86H34ZM78 87V86H77ZM122 87V86H121ZM221 87H223V86H221ZM225 87V86H224ZM7 88H9V87H7ZM6 88V89H7ZM32 88V87H31ZM38 88H41L40 86L38 87ZM38 88L36 89V90H38ZM128 88V87H127ZM184 87H180V89H183ZM228 88H229V86H228ZM249 88V87H248ZM251 88V87H250ZM5 89V88H4ZM25 89V88H24ZM233 90H232V93H231V95H230V98H229V102H228V104L232 107V108H234V109H237V108H243L244 106H248L250 103H249V101L248 100H246V97L244 96V92L247 90V86H242V85H237L236 87H234V88H232ZM8 90V89H7ZM6 90V91H7ZM34 90V89H33ZM221 90H222V88H221ZM6 91H4V92H6ZM17 90H16V88H15V92H16ZM28 91H30V90H28ZM27 91V92H28ZM7 92H9V91H7ZM83 93H84V91H82ZM114 92V91H113ZM228 92V91H227ZM260 92V91H259ZM263 92V91H262ZM20 92H18V94H19ZM8 94V93H7ZM13 94H15L14 92H13ZM22 94V93H21ZM40 94H42V93H40ZM53 94V93H52ZM52 94H51V96H52ZM54 94H55V92H54ZM128 94V93H127ZM219 94V93H218ZM250 94V93H249ZM16 95H17V92H16ZM45 95V94H44ZM78 95V94H77ZM81 94H79V96H80ZM88 95V94H87ZM99 95V96H98ZM12 96V95H11ZM26 96V95H25ZM38 96V95H37ZM40 96V95H39ZM219 96V95H218ZM9 97H10V95H9ZM16 97H18V96H16ZM22 97V96H21ZM31 97V96H30ZM53 97H54V95H53ZM66 97V96H65ZM173 97V96H172ZM226 97V96H225ZM7 98V100H8V97H6ZM6 98H5V100H6ZM22 98H24V95H23V97ZM63 98H64V96H63ZM67 98V97H66ZM146 98V97H145ZM170 98V97H169ZM21 99V98H20ZM26 99V98H25ZM39 99V98H38ZM55 99V98H54ZM69 99V98H68ZM144 99V98H143ZM168 99V98H167ZM6 100V101H7ZM10 100V99H9ZM30 100H33V99H30ZM43 100V99H42ZM89 100V99H88ZM142 100V99H141ZM141 100H140V102H141ZM147 100V99H146ZM37 101V100H36ZM45 101V100H44ZM53 101V100H52ZM103 101V100H102ZM105 101V100H104ZM130 101V100H129ZM158 101V100H157ZM0 102H2V101H0ZM8 102V101H7ZM17 102V101H16ZM25 102H27V99H26V101ZM64 102V101H63ZM68 103H70L69 101H67ZM67 102H64L63 103V106H64V104H65V106H66V103ZM75 102H76V100H75ZM86 102H89V101H86ZM116 102H117V97L116 96H111V98L109 99V102L107 103V104H102L101 106L103 107V109L104 108H110V107H113L115 104H116ZM144 102V101H143ZM154 102V101H153ZM168 102V101H167ZM216 102V101H215ZM34 103H35V101H34ZM46 103V102H45ZM44 103V104H45ZM55 103V102H54ZM77 103H78V101H77ZM84 104L83 105H75V104H73L72 105V107H73V109L78 113V112H80L81 113V115L79 116V118L81 119V123L80 124H82V127H81V134H84L85 136H87L90 140H91V142L92 143H96V142H99V140L101 139V131L100 130H97L96 128L98 127V125H99V121L101 120V118H102V112H100V111H98L96 108H95V106H91V105H85V102H83ZM97 103V102H96ZM120 103V102H119ZM156 103H158V102H156ZM160 103V102H159ZM175 103V102H174ZM214 103V102H213ZM212 103V104H213ZM2 105H4L3 104V102L1 103ZM12 104V103H11ZM11 104H9L8 106H10ZM23 104V103H22ZM31 104V103H30ZM39 104V103H38ZM208 104H210V103H208ZM24 105H26V104H24ZM29 105V104H28ZM40 105H42L44 108H45V105H43L42 103L40 104ZM51 105V104H50ZM49 105V106H50ZM54 105H56V103L54 104ZM52 106V107H55V109H57L56 108V106ZM57 105H58V101H57ZM160 105H162L161 103H160ZM163 105H165V104H163ZM223 105V104H222ZM7 106V105H6ZM32 106V105H31ZM38 106V105H37ZM166 106V105H165ZM172 106V105H171ZM212 106V105H211ZM260 105L258 104V107H259ZM5 107V106H4ZM11 107H12V105H11ZM22 107H24L23 105H22ZM22 107L21 108H19V110L20 109H22ZM30 107V106H29ZM34 107V106H33ZM39 107V106H38ZM155 107V106H154ZM153 107V108H154ZM261 107V106H260ZM6 108V107H5ZM14 108H15V106H14ZM25 108H27V107H25ZM40 108V107H39ZM42 108V107H41ZM42 109V110H45V109ZM122 108V107H121ZM173 108V107H172ZM183 108H187V109H189V111H190V113H189V115L188 116H185V114H184V112H183ZM1 109H4V108H2V106L0 107V110ZM7 109V108H6ZM6 109L4 110V111H6ZM33 110H34V108H32ZM168 109V108H167ZM230 109V108H229ZM36 110V109H35ZM41 110V109H40ZM128 110V109H127ZM129 110H131V108L129 109ZM160 110V109H159ZM198 110V109H197ZM218 110V109H217ZM217 110H216V112H217ZM9 111H10V109H9ZM11 111H12V109H11ZM21 111V110H20ZM24 111V110H23ZM27 111V110H26ZM45 111H47V109L45 110ZM49 111H52L51 109L50 110H48V113H49ZM53 111H55V110H53ZM74 111V112H75ZM126 111V110H125ZM140 111V110H139ZM144 111V110H143ZM155 111V110H154ZM171 112H172V110H170ZM256 111V110H255ZM1 112V111H0ZM28 112H30V111H28ZM27 112V113H28ZM57 112V111H56ZM72 112H73V110H72ZM187 112V111H186ZM220 112V111H219ZM240 112V110L238 111V113ZM243 112H244V110H243ZM246 112V111H245ZM248 112V111H247ZM4 113V112H3ZM23 113V112H22ZM21 113V114H22ZM24 113H26L25 111H24ZM40 113H41V111H40ZM51 113H54V112H51ZM139 113V112H138ZM138 113L136 114V115H138ZM159 113V112H158ZM221 113V112H220ZM226 113V112H225ZM2 114V113H1ZM21 114H19V115H15V114H13L14 116H11V117H7V116H5V115H3V116H0V161H7V160H9L14 154H18L19 153V151H21V149L22 148H24V147H26V146H29V145H35V143H34V139H33V136H32V133H31V131H30V129H29V127L27 126V122H26V119H25V117H22V116H20ZM36 114V113H35ZM39 114V113H38ZM42 114H43V112H42ZM56 114V113H55ZM239 114H241V113H239ZM238 114V115H239ZM249 114L251 115V113L249 112ZM30 115H32V114H30ZM44 115H45V117H46V115L47 114H45L44 113ZM57 115V114H56ZM107 115V114H106ZM136 115H135V113H127V115H126V124L127 123H129V124H131V125H135V123H136V119H137V117H136ZM253 115V114H252ZM9 116V115H8ZM38 116H40V115H38ZM49 116H50V114H49ZM156 116L158 117V118H156ZM210 116L212 117V116H214V115H212V114H210ZM227 117H228V114L226 115ZM246 115H245V113L243 114V115H240V119L243 121V120H245V118L247 117H245ZM37 117V116H36ZM41 117V116H40ZM44 117V118H45ZM55 117V116H54ZM67 117V116H66ZM66 117H65V120H66ZM70 117V116H69ZM139 117V116H138ZM218 117V116H217ZM37 118H39V117H37ZM42 118V117H41ZM44 118H43V120H44ZM48 118V117H47ZM61 118V117H60ZM64 118V117H63ZM72 119L73 118H75L74 119V121H75V124H76V122H78V120H76L77 118H76V115H75V117H74V115H73V117H71ZM78 118V119H79ZM107 118V117H106ZM225 119H226V117H224ZM231 118V117H230ZM254 118V117H253ZM35 119V118H34ZM53 119H57V118H53ZM52 119V120H53ZM69 119V118H68ZM67 119V120H68ZM72 119H69V120H71L72 121V123L70 122V121H68V122H70L71 124H73V120ZM255 119V118H254ZM31 120V119H30ZM36 120V119H35ZM49 120V119H48ZM51 120V121H52ZM58 120H59V117H58ZM51 121H49V122H51ZM60 121V120H59ZM137 121H139V120H137ZM231 121V120H230ZM31 122H32V120H31ZM38 122V121H37ZM37 122H35V123H37ZM45 122H46V120H45ZM44 122V123H45ZM66 122V121H65ZM68 122H66V123H68ZM233 122V121H232ZM236 122V121H235ZM240 122V121H239ZM54 123V122H53ZM70 123H68L67 125L68 126H70V128H73V127H71L72 125H70ZM104 123V122H103ZM201 123V122H200ZM226 123V122H225ZM236 123H238V122H236ZM32 124H33V122H32ZM38 124V123H37ZM36 124V125H37ZM39 124H40V122H39ZM50 124V123H49ZM48 124V125H49ZM52 124V123H51ZM77 124H79V123H77ZM79 124V125H80ZM107 124V123H106ZM204 124H205V121H204ZM36 125H34V126H36ZM56 125H58V124H56ZM66 125V124H65ZM78 125V126H79ZM214 125H217V124H214ZM248 125V124H247ZM33 126V125H32ZM46 126H47V124H46ZM50 126V125H49ZM77 126V127H78ZM189 127H190V125H188ZM204 126V125H203ZM219 125H217V127H218ZM251 126V125H250ZM254 126V125H253ZM39 127H41V126H39ZM42 127H44V126H42ZM58 127V126H57ZM59 127H60V125H59ZM62 127V126H61ZM65 127V126H64ZM134 127V126H133ZM220 127V126H219ZM218 127V128H219ZM36 128V127H35ZM38 128V127H37ZM64 129V128H63ZM62 129V130H63ZM129 129V128H128ZM188 129V128H187ZM211 129V128H210ZM213 129H215V128H213ZM220 129V128H219ZM252 129H254V128H252ZM59 130H60V128H59ZM74 130V129H73ZM76 130V129H75ZM78 130V129H77ZM53 131V130H52ZM216 131H218V130H216ZM216 131H215V134H216ZM58 132V131H57ZM64 132V131H63ZM62 132V133H63ZM75 132V131H74ZM221 132V131H220ZM220 132H217V133H219L220 134ZM51 133H53V132H51ZM76 133V132H75ZM78 134V133H77ZM80 134V135H81ZM118 135L120 138H121V140H123V141H127V140H133V141H137V140H139L140 138H141V136H142V133L140 132V130H138V129H135V130H133L131 133H127V132H125L124 130H123V128H117V129H109L108 131H107V133L103 136V137H105L106 139H108L109 141H113L114 140V138H115V135ZM147 134V133H146ZM203 134H205V133H203ZM222 134V133H221ZM225 134V133H224ZM49 135H52V134H50L49 133ZM78 136V137H82V136ZM148 135V134H147ZM190 135V134H189ZM210 135H212V133L210 134ZM228 135V134H227ZM43 136V135H42ZM63 136H64V134H63ZM82 137L81 139H84L85 140V138L86 137ZM207 136V135H206ZM214 136V135H213ZM257 136V135H256ZM262 136H264V133H261V137ZM57 137V136H56ZM187 137V136H186ZM215 137V136H214ZM219 137V136H218ZM220 137H223V136H220ZM225 137H227L226 135H225ZM42 138H44V137H42ZM51 138V137H50ZM152 138V139H153ZM38 139V138H37ZM41 139V138H40ZM46 138H44V140H45ZM56 139V138H55ZM63 139V138H62ZM71 140H74L72 137L70 138ZM79 139V138H78ZM148 139V138H147ZM186 139V138H185ZM36 140V139H35ZM48 140H52V139H48ZM47 140V141H48ZM58 140H60V138L58 139ZM80 140V139H79ZM83 140V141H84ZM144 140H146V138L144 139ZM225 140L227 141V138H225ZM225 140H222L221 141V138H220V140L219 141H221L220 143H222L223 141H225ZM37 141V140H36ZM40 141V140H39ZM42 141V140H41ZM57 141V140H56ZM61 141V140H60ZM67 141V140H66ZM88 139H87V142H86V140L84 141L85 143H88ZM197 141V140H196ZM49 142V141H48ZM52 142H54V140L53 141H51L50 142V144L52 143ZM117 142V141H116ZM182 142V141H181ZM199 142V141H198ZM201 142V141H200ZM55 143V142H54ZM60 143V142H59ZM189 143V142H188ZM37 144V143H36ZM49 144V143H48ZM49 144V145H50ZM62 144V143H61ZM200 144V143H199ZM199 144H196L197 146L199 145ZM202 144H203V142H202ZM53 145V144H52ZM60 145V144H59ZM204 145V144H203ZM207 145V144H206ZM47 146V145H46ZM58 146V145H57ZM96 146H98L97 144H96ZM114 146V145H113ZM154 145H152V147H153ZM188 146V145H187ZM200 146V145H199ZM51 147V146H50ZM61 147V146H60ZM193 147V146H192ZM206 147V146H205ZM204 146L202 147V148H205ZM222 147V146H221ZM225 147V146H224ZM57 148V147H56ZM207 148V147H206ZM228 148V147H227ZM226 148V149H227ZM241 148V147H240ZM131 149V148H130ZM142 148L140 147V146H138L136 149H134V152H132V151H128V150H126V149H118V148H116V150L118 151L119 150V153H121V154H123V155H125V156H127V157H130V158H136L137 160H135V161H133L132 163H131V165L133 166V168L136 170H144V166H143V162H142V160H141V157L143 156V152H142V150H141ZM221 149H223V148H221ZM239 149V148H238ZM242 149V148H241ZM57 150H59V149H57ZM62 150V149H61ZM68 150V149H67ZM184 150V149H183ZM203 150V149H202ZM206 150V149H205ZM205 150H203V151H205ZM215 150H216V148H215ZM219 150V149H218ZM217 150V151H218ZM224 150V149H223ZM222 150V151H223ZM44 149L43 150H41V152L42 153H44ZM63 151V150H62ZM197 151V150H196ZM207 151V150H206ZM205 151V152H206ZM231 151V150H230ZM230 151H229V153H230ZM242 151V150H241ZM245 151V150H244ZM30 152H32V151H30ZM39 152V151H38ZM61 152V151H60ZM65 151H63V153H64ZM98 152V151H97ZM112 152V151H111ZM208 152V151H207ZM211 152V151H210ZM209 152V153H210ZM236 152H239V151H236ZM252 152V151H251ZM22 153V152H21ZM29 153V152H28ZM35 153V152H34ZM217 153H220V152H217ZM224 153V152H223ZM240 153V152H239ZM239 153H238V158H239ZM249 153H250V151H249ZM253 153V152H252ZM39 154V153H38ZM59 154V153H58ZM112 154V153H111ZM193 154V153H192ZM241 154V153H240ZM248 154V153H247ZM256 154V153H255ZM260 154H262L263 155V157L261 158L262 159V161H261V163L259 164V167H261V169L263 170L264 169V148L263 147H260L259 148V150H258V155L257 156H259L260 157ZM18 155H20V154H18ZM61 155H62V153H61ZM61 155H60V159H61ZM93 155V154H92ZM122 155V156H123ZM216 155V154H215ZM215 155H213V158H215ZM24 157L26 156V155H23ZM41 155H39V157H40ZM62 156H64V155H62ZM217 156V155H216ZM219 156H221V158L219 159L218 158V161H216V163L215 164H217V162L218 163H221V161L219 162V160H223L224 159V157H222V155H219ZM225 156V155H224ZM237 156L235 155L234 157H236V159H237ZM254 156V157H253ZM253 158H255V155L253 154ZM20 157V159H21V155L19 156ZM28 157V156H27ZM116 157V156H115ZM208 157H209V154H208ZM225 157H228L227 155L225 156ZM231 157H232V155H231ZM251 157V156H250ZM31 158V157H30ZM37 158H38V156H37ZM57 158V157H56ZM59 158V157H58ZM57 158V159H58ZM64 158V157H63ZM114 158V157H113ZM212 158V157H211ZM223 158V159H222ZM229 159H230V157H228ZM18 159V156L15 158V161ZM29 159V158H28ZM40 159H42L41 157H40ZM117 159H119V158H117ZM196 159V158H195ZM226 159V158H225ZM233 159H235V158H233ZM240 159H241V157H240ZM13 160H14V158H13ZM26 160V159H25ZM34 160H35V158H34ZM44 160V159H43ZM49 160V159H48ZM63 160V159H62ZM59 161V162H62L63 163V161ZM78 160V159H77ZM79 160H81V161H83V159H79ZM120 160V159H119ZM216 160H217V158H216ZM228 160V159H227ZM239 160V159H238ZM242 160H243V158H242ZM255 160V159H254ZM22 161V160H21ZM33 161V160H32ZM31 161V162H32ZM37 161V160H36ZM35 161V162H36ZM67 161V160H66ZM109 161V160H108ZM196 161V160H195ZM233 161V160H232ZM235 161H237V160H235ZM253 161V160H252ZM251 161V163H253ZM260 161V160H259ZM27 162V161H26ZM34 162V161H33ZM39 162V161H38ZM41 162H42V160H41ZM58 161H56V163H59ZM65 162V161H64ZM122 162V161H121ZM126 162V161H125ZM201 162V161H200ZM224 162H225V160H224ZM239 162V164H242L241 163V160L240 161H238ZM243 162V161H242ZM255 162H257V161H255ZM13 163H15V162H13ZM18 163V162H17ZM22 163V165H23V162H21ZM21 163H20V165H21ZM30 163V162H29ZM83 164H84V161L82 162ZM99 163H101L100 162V160H99ZM128 163V162H127ZM209 163H210V161H209ZM222 163H223V161H222ZM221 163V164H222ZM226 163L228 164V162L226 161ZM237 163V162H236ZM19 164V163H18ZM25 164V163H24ZM32 164V163H31ZM67 164V163H66ZM70 164V163H69ZM68 164V165H69ZM86 164V163H85ZM84 164V165H85ZM102 164V163H101ZM214 164V165H215ZM227 164L225 165V167L227 166ZM230 164H235V163H230ZM244 164H245V161H244ZM29 165V164H28ZM27 165V166H28ZM59 165H61V163H59ZM63 165H65V164H63ZM67 165V166H68ZM197 165V164H196ZM206 165H208V164H206ZM205 165V166H206ZM243 165V164H242ZM250 165V164H249ZM9 166V165H8ZM25 166H26V164H25ZM32 166H34V164L32 165ZM43 166V165H42ZM57 166V165H56ZM55 166V167H56ZM62 166V165H61ZM67 166H63V167H60L59 166V168H65V167H67ZM92 166V165H91ZM121 166V165H120ZM126 166H128L127 164H126ZM125 166V167H126ZM218 166H220L221 167V165L219 164ZM223 166V165H222ZM233 166V165H232ZM58 167V166H57ZM56 167V168H57ZM108 167L110 168V169H115V168H117L118 166H117V163L116 162H113V161H109V163H108ZM122 167H124L123 165H122ZM210 167V166H209ZM219 167V168H220ZM238 167V166H237ZM243 167V166H242ZM241 166H240V168L243 170V168H242ZM12 168H14V167H12ZM25 168V167H24ZM32 169H34V167H31ZM103 168V167H102ZM214 168H215V166H214ZM218 168V169H219ZM231 167H229V169H230ZM233 168V167H232ZM251 168V167H250ZM249 168V169H250ZM253 168V167H252ZM16 169V168H15ZM15 169H12L13 171L15 170ZM21 169V168H20ZM26 169H28V168H26ZM52 169H54V168H52ZM52 169H51V171H52ZM81 169V168H80ZM83 169V168H82ZM222 169V168H221ZM221 169H219V170H221ZM227 169H228V167H227ZM228 169V170H229ZM235 169V168H234ZM241 169H239V171L241 170ZM249 169H248V173H249V175L248 176H250L251 175V171H252V169H250L251 171L249 172ZM254 169V168H253ZM11 170V169H10ZM17 170H19V168L17 169ZM30 170V169H29ZM38 170V169H37ZM60 170V169H59ZM58 169L56 170V171H59ZM64 170V169H63ZM76 170V169H75ZM87 170V169H86ZM100 170V169H99ZM98 170V171H99ZM107 170V169H106ZM129 170V169H128ZM146 170V169H145ZM215 170H217V168L215 169ZM214 169H213V172H216ZM222 170H224L225 171V169H222ZM20 171V170H19ZM61 171H62V169H61ZM64 171H66L67 172V170L65 169ZM93 171V170H92ZM107 171H109V170H107ZM123 171V170H122ZM227 171V170H226ZM230 171V170H229ZM232 171V170H231ZM235 171V170H234ZM236 171H237V168H236ZM243 171H245L246 172V170L244 169ZM254 172H255V169L253 170ZM257 171V170H256ZM24 172H26L25 171V169H24ZM27 172H28V170H27ZM95 172V171H94ZM116 172H118V171H116ZM205 172H206V170H205ZM220 172V173H219ZM218 173L216 172V175L218 174V175H220L221 173H224L223 171L221 172V171H219ZM241 172V171H240ZM244 172V173H245ZM259 172V171H258ZM258 172L256 173V174H258ZM262 172V173H261ZM261 172H259V173H261L262 174V178L260 179L259 178V180L258 179H256V181L257 182H260L261 184L259 185L260 186V188H259V186H258V190H259V192H258V194H255V195H257L258 196V199H257V201L255 200H253L252 199V197L251 196H249V194H243V193H245V192H243V193H241V194H243V196H242V198L241 197H239V198H241L242 200H241V213H242V215L241 214H239V215H241L242 217H243V220L244 219H246V218H244L246 215H252V216H250V218L251 217H253V218H255V219H257V222H258V226H259V229H260V236H257L258 238H259V242H258V244H255L254 242H253V234H255V233H252V238L250 237V235L249 234H247L246 232H244V229L246 228H244L243 226H244V224H245V222H244V224L242 223V222H239V220H238V225H236L237 227L236 228H238V232H240V233H238V232H233V233H231L232 231L230 230L229 232V234H228V231L226 230V231H224L221 235L224 237V239H226V240H228V241H226L225 242V244H223L222 246H220L219 245V243H217V242H211L212 244H211V247L210 248H207V249H201V248H197L195 245L194 246H192V245H189L190 246V249H189V254H188V256H189V258H190V261L189 262H185V263H183V264H264V170L263 171H261ZM16 173V172H15ZM13 174L14 176L16 175V174ZM21 173V172H20ZM19 173V174H20ZM60 173V172H59ZM74 173V172H73ZM80 173V172H79ZM88 173V172H87ZM86 173V174H87ZM96 173H97V170H96ZM99 173V172H98ZM103 173V172H102ZM228 173V172H227ZM230 173H232V172H230ZM22 175H24L23 173H21ZM53 174H55V173H53ZM66 174V173H65ZM71 174V173H70ZM81 174V173H80ZM83 174V173H82ZM100 174V173H99ZM123 174H124V172H123ZM126 174V173H125ZM141 174V173H140ZM210 174V173H209ZM215 174V173H214ZM214 174H211V177H214V178H216L215 176H212V175H214ZM12 175V176H13ZM50 175V174H49ZM56 175V174H55ZM64 175V174H63ZM89 175H91V174H89ZM104 175V174H103ZM116 175V174H115ZM205 175V174H204ZM221 175H223V174H221ZM220 175V176H221ZM227 175H229V174H227ZM242 175V174H241ZM245 175H246V173H245ZM254 174H252V176H253ZM11 176V177H12ZM17 176H19V175H17ZM41 176H42V174H41ZM59 176V175H58ZM95 176V175H94ZM99 176V175H98ZM111 176V175H110ZM110 176L108 177H106L107 178V181H106V186H107V182H108V178H110ZM147 177H146V179H147V182H149V188L150 189H152V190H156V189H158V187L157 186H159L158 185V179H157V176H159V175H156V173H155V171L153 170V171H151V172H148V174L146 175ZM206 176V175H205ZM247 176V175H246ZM254 176H257V177H259L260 176V174L259 175H254ZM253 176V177H254ZM4 177V176H3ZM3 177H0V178H2V180H4V178ZM28 177V176H27ZM35 177V180L39 183L40 182V180H38L36 177H38L39 178V176H38V173H37V175H35L34 176ZM49 177V176H48ZM81 177H82V179L84 178V180H85V177H87L86 175H85V177L84 176H82L81 175ZM97 177V176H96ZM114 177V176H113ZM117 177H119V176H117ZM117 177L116 178H113V180H115V179H117ZM122 177V176H121ZM207 178L209 177L210 178V175H207L206 176ZM226 178H228L229 179V177H230V175H229V177H227V176H225ZM233 177H234V173H233ZM252 177V178H253ZM6 178V177H5ZM16 178H18V180H16ZM14 177V180H16V183H17V181H19V177ZM41 178V177H40ZM58 180H59V178L60 177H56ZM126 178V177H125ZM160 178V177H159ZM206 178V179H207ZM219 177L217 176V179H218ZM244 178V177H243ZM248 178H250V177H248ZM252 178H250V179H252ZM7 179H9V178H7ZM22 180H20L21 182L23 181V178H21ZM27 179V178H26ZM56 179V180H57ZM66 180H67V178H65ZM111 179V178H110ZM206 179H203L204 180V182L206 181ZM216 179V180H217ZM221 179V178H220ZM222 179H225V178H222ZM221 179V180H222ZM230 179H232V178H230ZM229 179V180H230ZM234 179V178H233ZM30 180V179H29ZM43 180V179H42ZM41 180V181H42ZM46 180H47V178H46ZM63 180V179H62ZM62 180H59V181H62ZM95 180V179H94ZM100 179H98V180H96V184H97V181H99ZM103 180V179H102ZM209 180V179H208ZM211 180H213V179H211ZM216 180H214V182L216 181ZM219 180V179H218ZM227 180V179H226ZM13 181V180H12ZM48 181V180H47ZM59 181H58V183H59ZM68 181V183H69V179L67 180ZM66 181V182H67ZM71 181V180H70ZM88 181V180H87ZM110 181H112V180H110ZM225 181V180H224ZM224 181H222V183L224 182ZM233 181L234 180H232V184L230 183V181H229V183L232 185V187H233V185H235L234 183H233ZM254 181V180H253ZM253 181H250V182H252L253 183ZM9 182H11V181H9ZM15 182V181H14ZM21 182H19V184L21 183ZM80 182V181H79ZM88 182H92V183H94L92 180L91 181H88ZM209 182V181H208ZM207 182V183H208ZM210 182H212L213 183V181H210ZM209 182V183H210ZM217 182V181H216ZM227 182V181H226ZM236 182V181H235ZM241 182V181H240ZM255 182V181H254ZM256 182V183H257ZM5 183V182H4ZM3 183V184H4ZM23 183H25V181L23 182ZM23 183H21V184H23ZM28 183H30V182H28ZM46 183H48V182H46ZM46 183H45V186H46ZM55 183H56V181H55ZM54 183V184H55ZM81 183V182H80ZM103 183H104V181H103ZM110 184H111V182H109ZM108 183V184H109ZM112 183H113V181H112ZM122 184L124 183V181L123 182H121ZM228 183V182H227ZM256 183H254V184H256ZM2 184V185H3ZM14 184V183H13ZM37 184V183H36ZM63 184V183H62ZM70 184V183H69ZM86 184V182L84 183V185ZM89 184H91V183H89ZM145 184V183H144ZM214 184V183H213ZM216 185H217V183H215ZM214 184V185H215ZM226 184V183H225ZM239 184V183H238ZM246 184V183H245ZM258 184V183H257ZM8 186H10L11 185V183L10 184H7ZM31 185V184H30ZM29 185V186H30ZM39 185H40V183H39ZM38 185V186H39ZM55 185H57V184H55ZM65 185L66 184H64V186L63 187H65ZM68 185V184H67ZM91 185H94V184H91ZM112 185V184H111ZM128 185V184H127ZM126 185V186H127ZM138 185V184H137ZM224 185V184H223ZM227 185V184H226ZM230 185V186H231ZM236 185H237V183H236ZM235 185V186H236ZM1 186V185H0ZM8 186H6L5 188H6V192H9V190H10V192H12V194L14 193L13 192V190L12 189H9L8 191H7V189L9 188ZM16 186H17V184H16ZM22 186V185H21ZM20 186V187H21ZM45 186H43V187H45ZM58 186V185H57ZM99 186V185H98ZM104 186H105V183H104ZM105 186V187H106ZM228 186H229V184H228ZM239 186V185H238ZM244 187L245 186H249V185H243ZM8 187V188H7ZM15 187V186H14ZM13 186H12V188H14ZM18 187H19V185H18ZM54 187V186H53ZM59 187V186H58ZM68 187H69V185H68ZM71 187V186H70ZM68 188V189H72V187L71 188ZM78 187V186H77ZM85 187V186H84ZM87 188H88V183H87V186H86ZM89 187H91V186H89ZM101 187V186H100ZM115 187V186H114ZM220 187V186H219ZM223 187H225V186H223ZM1 188H3L4 189V187H1ZM28 188V187H27ZM39 188H40V186H39ZM80 188V187H79ZM93 188V186L91 187V189ZM111 188V187H110ZM141 188V187H140ZM222 188V187H221ZM228 188V187H227ZM238 188V187H237ZM236 188V189H237ZM246 188V187H245ZM249 188H252V187H248L247 189H249ZM255 188V189H256ZM30 189H32V187L30 188ZM52 189V188H51ZM59 189V188H58ZM77 189V188H76ZM81 189V188H80ZM91 189H90V191H91ZM94 189V188H93ZM97 189H98V192L100 191L101 192V189L99 190V188L97 187ZM96 189V190H97ZM106 189V188H105ZM118 189V188H117ZM232 189V188H231ZM239 189V191H240V188H238ZM253 189V188H252ZM251 189V190H252ZM254 189V190H255ZM12 190V191H11ZM34 190H36V189H33V191ZM38 190H41V189H38ZM62 190H65V188L64 189H62ZM61 190V191H62ZM70 190H68V192L70 191ZM84 190V189H83ZM88 190H89V188H88ZM107 190V189H106ZM135 190V189H134ZM146 190V189H145ZM223 190V189H222ZM225 190V189H224ZM228 190V189H227ZM227 190H225V191H227ZM233 190H235L234 188H233ZM245 190V189H244ZM21 191V190H20ZM25 192V190H22V192ZM66 191V190H65ZM74 191V190H73ZM82 191V190H81ZM112 191V190H111ZM120 191V190H119ZM132 191V190H131ZM138 191V190H137ZM144 191V190H143ZM224 191V192H225ZM236 191V190H235ZM247 191V190H246ZM250 191V190H249ZM21 192V193H22ZM23 192V193H24ZM36 192L38 193V191L36 190ZM43 192V191H42ZM58 192V191H57ZM71 192V191H70ZM83 192V191H82ZM84 192H86V191H84ZM107 191H105V193H106ZM113 192V191H112ZM117 191H115L114 193H116ZM121 192H122V190H121ZM136 192V191H135ZM152 192V191H151ZM223 192V193H224ZM238 192V191H237ZM252 192V191H251ZM253 192H255V191H253ZM252 192V194H254ZM22 193V194H23ZM25 193H27V192H25ZM33 193V192H32ZM45 193H47V192H45ZM51 193V192H50ZM72 193V192H71ZM73 193H75V192H73ZM104 193V192H103ZM120 193V192H119ZM140 193V192H139ZM157 193V192H156ZM229 193V192H228ZM240 193V192H239ZM250 193V192H249ZM15 194V193H14ZM21 194V195H22ZM31 194V193H30ZM62 194H64V195H67V192L65 193H61V194H59V196L60 195H62ZM75 194H77V193H75ZM79 194H81V192H80V190H79V193H78V195ZM89 194H91V193H89ZM96 194V193H95ZM102 194V193H101ZM106 194H111V193H106ZM227 194V193H226ZM232 194H234V193H231L230 192V195H232ZM240 194V195H241ZM19 195H20V193H19ZM27 195H29V193L27 194ZM34 195H35V193H34ZM37 195H39V194H36V196ZM52 195H54V194H50V196H52ZM64 195H62V196H64ZM77 195V196H78ZM92 195V194H91ZM114 194H112V196H113ZM116 195H118V194H116ZM115 195V196H116ZM122 195V194H121ZM142 195V194H141ZM174 195V194H173ZM234 195H236V193L234 194ZM239 195V196H240ZM17 196V195H16ZM23 196H25V195H23ZM41 196H44V195H41ZM70 196V194L68 195V197ZM89 196V195H88ZM94 196V195H93ZM103 196H107V195H103ZM115 196H113V197H115ZM128 196L129 195H127V198H128ZM131 196H132V194H131ZM133 196H134V194H133ZM144 196V195H143ZM148 196V195H147ZM146 196V197H147ZM160 196V195H159ZM220 196V195H219ZM31 197V196H30ZM53 197V196H52ZM61 197V196H60ZM67 197V196H66ZM74 197V196H73ZM68 198V199H75V198ZM82 197H84V196H82ZM87 197V196H86ZM90 197H92V196H90ZM89 197V198H90ZM145 197V196H144ZM144 197H143V199H144ZM145 197V198H146ZM151 197V196H150ZM149 197V200L151 199ZM226 197V196H225ZM224 197V198H225ZM253 197H255V196H253ZM19 198H21V197H19ZM18 198V199H19ZM29 198V197H28ZM38 198V197H37ZM40 198V197H39ZM39 198L37 199V200H39ZM48 198H49V196H48ZM48 198H46L47 200H48ZM51 198V197H50ZM49 198V202L48 203H50V200H52L51 201V203L54 201L52 198L50 199ZM93 198V197H92ZM91 198V201L93 200ZM108 198H109V196H108ZM142 198V197H141ZM232 198H234V197H232ZM2 198L0 197V200H1ZM5 199V198H4ZM14 199V198H13ZM17 199V200H18ZM26 199V198H25ZM32 199H34V197H33V195H32ZM62 199V198H61ZM66 199V198H65ZM68 199H66L67 200V202H69L68 201ZM77 199H79V198H77ZM76 199V200H77ZM96 199V198H95ZM94 199V200H95ZM214 199V198H213ZM217 199H218V197H217ZM217 199L215 200L216 201V203H217ZM220 199V198H219ZM226 199V198H225ZM228 200H229V198H227ZM231 199V198H230ZM3 200V199H2ZM1 200V201H2ZM6 200H8L7 198H6ZM17 200H15V201H17ZM22 200V199H21ZM29 200V199H28ZM36 200V199H35ZM57 200H59V199H57ZM63 200H64V197H63ZM66 200H65V202H66ZM81 200H82V198H81ZM85 200V199H84ZM145 200H148V197H147V199H145ZM221 200H223V198L221 199ZM233 200H236V199H233ZM232 200V201H233ZM240 200V199H239ZM5 201V200H4ZM9 201H12V200H9ZM19 201H20V199H19ZM24 201V200H23ZM40 202H42V201H44V199L43 200H39ZM87 201H89V200H87ZM91 201H90V203H91ZM227 201V200H226ZM231 200H229V202H230ZM238 201V200H237ZM236 201V202H237ZM36 202V201H35ZM40 202H39V204H40ZM55 202H56V200H55ZM65 202H61L63 205H65L66 203ZM76 203H77V201H75ZM74 202V203H75ZM78 202H79V200H78ZM81 202V201H80ZM79 202V203H80ZM84 202V201H83ZM96 202V201H95ZM94 202V203H95ZM131 202H132V200H131ZM138 202V201H137ZM168 202H171V200H169L168 199ZM219 202V201H218ZM221 203L223 202V201H220ZM29 203H30V201H29ZM32 203H34V202H32ZM42 203H44V202H42ZM58 203H60L59 201H58ZM57 203V204H58ZM60 203V204H61ZM65 203V204H64ZM87 203V202H86ZM86 203H84L86 206L88 205V204H86ZM136 203V202H135ZM215 203V204H216ZM223 203H225V201L223 202ZM233 204L235 203V202H232ZM17 204H19V203H17ZM46 204H47V202H46ZM57 204L55 203V204H53L54 206H53V208L54 207H56L57 206ZM96 204V203H95ZM155 204H157V202L155 203ZM154 204V205H155ZM227 204V202L225 203V204H221V207L223 206L224 207V205H226ZM238 204H239V202H238ZM5 205H6V202H5ZM13 205V204H12ZM19 205H21V207H22V203L21 204H19ZM25 205V204H24ZM48 205V204H47ZM56 205V206H55ZM59 205V204H58ZM67 205H68V203H67ZM77 205V204H76ZM79 205V204H78ZM85 205H84V207H85ZM130 205V204H129ZM151 205V204H150ZM220 205V204H219ZM232 204H230V205H227V207L228 206H231ZM26 206V205H25ZM24 206V208H25V211H26V207ZM44 205L42 204V207H43ZM61 206V205H60ZM70 206V205H69ZM82 206V205H81ZM80 206V207H81ZM95 206H97V205H95ZM127 206V205H126ZM133 206V205H132ZM156 206V205H155ZM238 206V205H237ZM239 206H240V204H239ZM18 207V206H17ZM34 207V206H33ZM39 207V206H38ZM42 207H40L39 209H41ZM48 207H50V205L48 206ZM51 207H52V205H51ZM58 207V206H57ZM66 207V206H65ZM70 207H72V206H70ZM79 207V208H80ZM220 207V208H221ZM227 207L225 206L224 207V209L226 208L227 209ZM234 207V205H232V208ZM19 208H20V206H19ZM29 208V207H28ZM83 208V207H82ZM89 208H91V207H89ZM98 208V207H97ZM104 208V207H103ZM218 209V207H216V209H218V210H221V209ZM10 209V208H9ZM12 209H13V207H12ZM11 209V210H12ZM18 209V208H17ZM21 209V208H20ZM22 209H23V207H22ZM56 209V211L58 210V208H55ZM61 209V207L59 208V210ZM95 210H97L96 208H94ZM99 209H102V207L101 208H99ZM106 209V208H105ZM105 209H103L102 210V212L103 211H105ZM126 210L125 208H122V210ZM138 209V208H137ZM152 209V208H151ZM223 209V210H224ZM238 209V208H237ZM47 210V209H46ZM58 210V211H59ZM63 209H61L60 211H62ZM67 210H68V208H67ZM81 210V209H80ZM85 210V209H84ZM86 210H89L88 208H86ZM109 210V209H108ZM120 210V209H119ZM133 210V209H132ZM156 210V209H155ZM228 210V209H227ZM226 210V211H227ZM229 210H230V208H229ZM234 211H237V210H235V208L233 209ZM232 210V211H233ZM239 210V209H238ZM17 211V210H16ZM36 211H38V210H36ZM53 210H49V212H52ZM55 211V210H54ZM57 211V212H58ZM63 211H65V210H63ZM69 211H70V208H69ZM79 211V210H78ZM82 211V210H81ZM81 211H80V213H81ZM92 211H93V209H92ZM135 211H137L136 210V208H135V210H134V212ZM215 211V210H214ZM231 211V212H232ZM233 211V212H234ZM11 213H12V211H10ZM22 212V211H21ZM76 212H77V210H76ZM75 212V213H76ZM83 212V211H82ZM85 212V211H84ZM91 214H92V212L91 211H89ZM88 212V213H89ZM122 212V211H121ZM121 212H119V213H117V214H120ZM125 212V211H124ZM138 212H139V210H138ZM217 212V211H216ZM61 213V212H60ZM69 214V215H71L70 213H68V211L67 212H62V214ZM80 213H76V214H79L80 215ZM101 213V212H100ZM115 213V212H114ZM211 213V212H210ZM218 213V212H217ZM219 213H223L222 211L221 212H219ZM230 213V212H229ZM229 213H228V215H229ZM235 213V212H234ZM37 214V213H36ZM40 214V213H39ZM43 214L45 215V211H43ZM48 214H51V213H48ZM85 214V216H86V213H84ZM96 214H97V212H96ZM95 214V215H96ZM111 214V213H110ZM122 214V213H121ZM212 214H214V212H212ZM216 214V213H215ZM233 214V213H232ZM231 214V215H232ZM238 214V211H237V213L235 214V215H237ZM4 215V214H3ZM13 215V214H12ZM61 214H59L58 215V217L60 216ZM94 215V216H95ZM107 217H108V215H109V213H108V215L107 214H105ZM113 215V214H112ZM115 215H116V213H115ZM158 215V214H157ZM200 215V214H199ZM220 215V214H219ZM234 214H233V216H235ZM42 216V215H41ZM72 216V215H71ZM93 216V217H94ZM101 216H102V214H101ZM118 216H120V215H118ZM123 216H125V215H123ZM127 216V215H126ZM165 216H167V215H165ZM165 216H162V217H165ZM190 216H192V214H190ZM217 216V215H216ZM232 216V217H233ZM3 217V216H2ZM18 217V216H17ZM46 217H47V215H46ZM46 217H45V219H46ZM50 217V216H49ZM53 217H55L56 218V216H53ZM57 217V218H58ZM61 217H63L64 218V215H62ZM66 217V216H65ZM77 217H78V215H77ZM80 218L81 217H83V216H79ZM87 217H89L88 215H87ZM103 217V216H102ZM111 217V216H110ZM121 218H123L122 216H120ZM120 217H118V218H120ZM129 217H131V216H129ZM133 217V216H132ZM151 217V216H150ZM161 217V218H162ZM173 216H171V218H172ZM175 217V216H174ZM212 217H213V215H212ZM218 217V216H217ZM230 217V216H229ZM242 217H241V219H242ZM247 217V216H246ZM23 218V217H22ZM48 218V217H47ZM51 218H52V216H51ZM55 218H53L54 220H56ZM63 218H61L60 219V221L63 219ZM69 218V217H68ZM91 218V217H90ZM97 218V217H96ZM178 217L176 216V219H177ZM180 218V217H179ZM191 218V217H190ZM204 218H206V217H204ZM224 219H225V217H223ZM2 219V218H1ZM41 219V218H40ZM59 219V218H58ZM57 219V220H58ZM65 219L66 218H64V221H65ZM111 219V218H110ZM124 219V218H123ZM159 219V218H158ZM166 219V218H165ZM184 219V218H183ZM202 219V218H201ZM207 219V218H206ZM206 219H205V221H206ZM236 219V221H237V219L238 218H235ZM24 220V219H23ZM38 220V219H37ZM42 220V219H41ZM52 222H53V220L52 219H50ZM71 220V219H70ZM97 220V219H96ZM103 220H104V218H103ZM105 220H107V219H105ZM131 220V219H130ZM133 220V219H132ZM135 220H136V218H135ZM162 220V219H161ZM200 220V219H199ZM221 220V219H220ZM227 220L228 221H231V220H229V218H227ZM249 220V219H248ZM247 219H246V221H248ZM25 221V220H24ZM33 221V220H32ZM59 221V220H58ZM63 221V222H64ZM67 221V220H66ZM77 221H78V219H77ZM79 221H81V220H79ZM98 221H100V220H98ZM102 221V220H101ZM100 221V222H101ZM134 221V220H133ZM148 221H149V219H148ZM151 221V220H150ZM185 221H186V219H185ZM40 222V221H39ZM51 222V223H52ZM54 222H56V221H54ZM63 222L62 223H59V224H63ZM125 222V221H124ZM130 222H132V221H130ZM136 222V221H135ZM134 222V223H135ZM202 222V221H201ZM49 223V222H48ZM57 223V222H56ZM65 223V222H64ZM126 223H129V221L127 222L126 221ZM185 223V222H184ZM212 223V222H211ZM224 223H226V222H224ZM230 223V222H229ZM233 223V222H232ZM232 223H230V224H228L227 223V225H230V227H231V229H232V226L234 225V224H232ZM254 223V222H253ZM58 224V223H57ZM80 224V223H79ZM94 224V223H93ZM120 224V223H119ZM139 224V223H138ZM163 224H164V222H163ZM181 224V223H180ZM187 224V223H186ZM190 224V223H189ZM237 224V223H236ZM243 224V225H242ZM247 224V223H246ZM7 225L10 227V228H13V225L11 224V223H7ZM46 225V224H45ZM47 225H50L51 226V224L49 223V224H47ZM46 225V226H47ZM53 225H55L54 223L52 224V226ZM64 225V224H63ZM100 225V224H99ZM113 225H115V224H113ZM113 225H112V227H113ZM123 225V224H122ZM165 225H166V223H165ZM171 225H172V223H171ZM193 225V224H192ZM248 225V224H247ZM250 225H251V223H250ZM253 225V224H252ZM251 225V226H252ZM49 226V227H50ZM51 226V227H52ZM65 226H66V224H65ZM98 226V225H97ZM118 226V225H117ZM120 226V225H119ZM118 226V227H119ZM123 226H125V225H123ZM131 226V225H130ZM163 226V225H162ZM173 226V225H172ZM203 226V225H202ZM220 226V228H222L223 230L224 229H226L225 227H228V226H226V224H221V225H219ZM218 226V227H219ZM246 226V225H245ZM249 226V225H248ZM64 227V226H63ZM63 227H61L62 229H63ZM73 227H75V226H73ZM90 227V226H89ZM102 227V226H101ZM121 227V226H120ZM133 227V226H132ZM148 227V226H147ZM180 227H182L181 225H180ZM185 227H187V226H185ZM190 227V226H189ZM215 227V226H214ZM255 227V226H254ZM256 227H257V225H256ZM86 228V227H85ZM87 228H88V226H87ZM86 228V229H87ZM93 228V227H92ZM94 228H95V225H94ZM125 228H127V226H125ZM124 228V229H125ZM148 228H150V227H148ZM155 228H157V226H155ZM216 228V227H215ZM219 228V229H220ZM247 228H249V227H247ZM19 232H20V234H21V241H23L25 244H26V246H27V250H26V252L25 253H23L20 249H18L17 250V252L16 253H14V254H6V257L7 258H10V259H12V260H17V261H19V260H23V259H25V257H26V255H28L35 247H36V244H37V238L35 237V233H34V231L30 228V227H27V226H25V227H20V228H16ZM50 229H52V228H50ZM58 229V228H57ZM69 229V228H68ZM84 229V228H83ZM96 229V228H95ZM94 229V230H95ZM105 229V228H104ZM112 229V228H111ZM113 229H115L116 230V228L114 227ZM112 229V230H113ZM121 229V228H120ZM130 229H131V227H130ZM130 229H126V230H130ZM134 229V228H133ZM162 230H164L163 228H161ZM170 229V228H169ZM190 229H191V227H190ZM195 229H197L196 227H195ZM202 229H203V227H202ZM202 229H201V231H202ZM46 230H47V227H46ZM71 230H72V228H71ZM103 230V229H102ZM111 230V231H112ZM152 230V229H151ZM229 230V229H228ZM236 230V229H235ZM251 230H252V232L255 230L256 232H257V230H256V228L255 229H252L251 228ZM59 231V230H58ZM86 231H88V230H86ZM100 231V230H99ZM182 231V230H181ZM197 231V230H196ZM222 231V230H221ZM237 231V230H236ZM247 232H248V230H246ZM4 232V231H3ZM57 232V231H56ZM91 232V231H90ZM89 231L87 232V233H90ZM116 232V231H115ZM131 232H133V230L131 231ZM180 232V231H179ZM183 232H185V231H182V233ZM199 232V231H198ZM243 232V234H241ZM70 233H72V232H70ZM79 233V232H78ZM85 233L86 232H84L83 234L85 235ZM136 233V232H135ZM186 234L188 233V231H186L185 232ZM205 233V232H204ZM51 234H52V232H51ZM82 234V235H83ZM94 234L96 235V233L94 232ZM105 234V233H104ZM107 234V233H106ZM123 234V233H122ZM133 234V233H132ZM131 234V235H132ZM141 234H143V233H141ZM159 234V233H158ZM185 234V235H186ZM188 234H190V233H188ZM196 234V233H195ZM198 234V233H197ZM196 234V235H197ZM239 234H241V235H239ZM60 235V234H59ZM81 234H80V236L81 237H83ZM124 235V234H123ZM199 235V234H198ZM257 235V234H256ZM259 235V234H258ZM70 236V235H69ZM75 237V235H72V237ZM102 236V235H101ZM125 236V235H124ZM123 236V237H124ZM145 236V235H144ZM178 236V235H177ZM184 236V235H183ZM255 236V235H254ZM43 237H44V234H43ZM59 237V236H58ZM71 237V236H70ZM110 237V236H109ZM158 237V236H157ZM161 237H162V235H161ZM198 237V236H197ZM66 238V237H65ZM80 238V237H79ZM88 238H90L89 236H87V241H88ZM121 238V237H120ZM194 238H196V237H194ZM208 238H210V236L208 235L207 236V239ZM67 239H69V238H67ZM74 239V238H73ZM76 239H78V237L76 236ZM81 239V238H80ZM79 239V240H80ZM117 239V238H116ZM126 239H128V238H126ZM133 239V238H132ZM176 239H178V238H175V240ZM197 239V238H196ZM257 239V238H256ZM77 241V244L79 243V245H82V244H80V241ZM120 240V239H119ZM149 240V239H148ZM195 240V239H194ZM84 241V240H83ZM87 241L85 242L87 245H88V243H87ZM94 241H96L95 239H94ZM97 241H99L98 239H97ZM96 241V242H97ZM107 240H105V242H106ZM117 241H118V239H117ZM122 242H124L123 240H121ZM136 241V240H135ZM193 241V240H192ZM196 241V240H195ZM72 242V241H71ZM93 242V241H92ZM108 242V241H107ZM110 242V246L112 247V241H109ZM129 241H127V243H128ZM153 242V241H152ZM103 243V242H102ZM102 243H101V245H102ZM126 243V242H125ZM154 243V242H153ZM195 243V242H194ZM74 244H75V241H74ZM91 244V243H90ZM93 244V243H92ZM96 243H94V245H95ZM134 244V243H133ZM160 244V243H159ZM174 244H176V242L174 243ZM180 243H178V245H179ZM199 244H200V242H199ZM53 245H54V243H53ZM86 245V246H87ZM93 245V246H94ZM100 245V246H101ZM46 246V245H45ZM75 246V245H74ZM85 246V247H86ZM89 246V245H88ZM109 246V247H110ZM148 246V245H147ZM163 246V245H162ZM176 246V245H175ZM180 246V245H179ZM192 246V247H191ZM201 246V244L199 245V247ZM90 247V246H89ZM176 247H178V246H176ZM182 247V246H181ZM11 248V247H10ZM55 248H57V246L55 247ZM54 248V249H55ZM92 248V247H91ZM114 248H116V247H114ZM185 248V247H184ZM53 249V248H52ZM58 249H62L61 247L60 248H58ZM75 249H79V248H75ZM107 249V248H106ZM183 249V248H182ZM7 250V249H6ZM118 250H119V248H118ZM170 250V249H169ZM168 250V251H169ZM186 251H188V249L186 248L185 249ZM57 251V250H56ZM56 251H55V253H56ZM70 251V250H69ZM80 251H81V249H80ZM113 251V250H112ZM112 251H109V252H112ZM157 251H159V250H157ZM165 251V250H164ZM177 251H178V249H177ZM66 252V251H65ZM72 252V251H71ZM71 252H70V254H71ZM84 252V251H83ZM163 252V251H162ZM183 253H184V251H182ZM42 253V252H41ZM67 253V252H66ZM73 254H74V250H73V252H72ZM81 253V252H80ZM95 253V252H94ZM107 253V252H106ZM106 253H104V254H106ZM113 253H114V251H113ZM116 253V252H115ZM170 253V252H169ZM176 253V252H175ZM178 253V252H177ZM186 253V252H185ZM81 254H83V253H81ZM80 254V255H81ZM96 254H98L97 252H96ZM173 254V253H172ZM87 255V254H86ZM89 255V254H88ZM109 255H110V253H109ZM108 255V256H109ZM186 255V254H185ZM48 256V255H47ZM66 256V255H65ZM68 256V255H67ZM124 256L125 257H129L130 255H128V253L126 254V252H125V255L123 254V255H121V256H115L114 258L115 259H118L119 260V258L118 257H121L122 259L124 258ZM169 256V255H168ZM181 256V255H180ZM38 257V256H37ZM74 257H75V255H74ZM101 256H98V258H100ZM142 257V255L141 254H137L136 256H135V258L133 259V260H131V261H129L130 262V264H140V262H139V259ZM165 257V255H162L161 253H156V252H151V254H150V257H149V261H151V262H153L154 264H158L159 262H161V260L163 259ZM178 257V256H177ZM39 258V257H38ZM68 258V257H67ZM76 258V257H75ZM80 258V257H79ZM84 259H86L85 257H83ZM188 258V259H189ZM64 259H65V257H64ZM81 259V258H80ZM83 259V260H84ZM97 259V258H96ZM179 259H180V257H179ZM178 259V260H179ZM59 260V259H58ZM86 260H88V258L86 259ZM85 260V261H86ZM92 260H94V259H92ZM99 260V259H98ZM104 259H103V257H102V261H103ZM121 260V259H120ZM56 261H57V259H56ZM65 261H67V259L65 260ZM72 261H74V260H71L70 262H72ZM85 261H83V262H85ZM94 261H96V260H94ZM100 261V260H99ZM122 261V260H121ZM185 261V260H184ZM68 262H69V260H68ZM89 262H90V260H89ZM111 262H113V261H111L110 260V262H108V260L107 259H105V261H104V263L103 264H110ZM115 262V261H114ZM117 263L119 262V261H116ZM164 262V261H163ZM174 262H175V260H174ZM183 262V261H182ZM37 263V262H36ZM74 263V262H73ZM72 263V264H73ZM75 263H77V261H75ZM101 263V262H100ZM117 263H114V264H117ZM33 264H35V263H33ZM70 264V263H69ZM85 264V263H84ZM95 264V263H94ZM173 264V263H172ZM180 264V263H179Z\"/></svg>", "mask_w": 264, "mask_h": 264}]
</instances>
